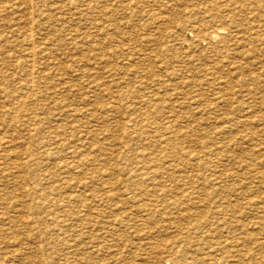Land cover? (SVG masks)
<instances>
[{"label":"rangeland","instance_id":"1","mask_svg":"<svg viewBox=\"0 0 264 264\" xmlns=\"http://www.w3.org/2000/svg\"><path fill=\"white\" fill-rule=\"evenodd\" d=\"M20 1H22V0H0V2L5 5L4 8H6V9H3V12H2V8H0L1 9L0 10V14H1L0 15V42L2 40V42L0 43V48H1L0 51L3 52V54H2V52H0L1 56L3 55L2 56L3 60L0 58V142H2L1 145H2V148H3V152H5V153L9 152V155H10L9 157L0 156V163L2 161V167L4 168L3 172L0 173V264H4V262H5V264H83V263L84 264H91L92 261H93L92 264L93 263L94 264H103V263L107 264V262H108V264H119V263L120 264H158L157 261H159V262L161 261L160 264H162L163 262H164L163 264H200V263L202 264V262H203V264H204V262H206L205 264H211V263L212 264H262V263L264 264V259H262L264 257V255H263L264 254V212L262 210L263 207H264V176H263L264 175V123H263L264 122L263 121L264 120L263 119L264 118V104H263L264 103V91H263L264 90V79H263L264 78V72H262V71H264V69H263L264 68V61H262V60H264V47H263L264 46V41H263L264 40V38H263L264 35L261 37L262 40L261 39H259V40L255 39L254 40L255 42H251V43H254L252 45H253V47L255 46L254 47V50L256 49L255 52L253 50L252 45L249 46L251 43L248 40L246 41L247 34L248 35L250 34L249 30L252 31L253 29H255L257 27L262 29L260 31H263V29H264V22H263L264 21V19H263L264 18V14H263L264 13V9H263L264 6H261V5H264L263 4L264 0H263V3L261 5H259L255 0H249V1L247 0L248 4H245V5H242L239 0H236L235 7L233 8L234 9L235 21H237V23H240L239 27H241V25L243 23L244 24L243 25L244 28L241 27L240 28V30H241L240 32L241 33L238 32L239 35H235L234 34L235 33V31H234L235 29L234 28L235 27H233V26L231 27L230 26L229 30L235 35V37H234L233 34H230L231 32L228 30L229 32L227 31L226 33H224V35H226L225 36L226 37L225 38L226 41L224 43L218 42V41H220L218 38L215 39L214 41H212V43H214V46H215V44L217 42L216 45L219 44L220 48H217L219 46H217L216 48L220 49V51L225 53V54H222V52H221V54H220V51H219V55H221V56L224 55V56H222V58H221V56H219V57L217 56L218 52L215 53L214 52L215 50H211V51L208 50L209 49L207 47L208 45L206 46V44L204 42H202V41H200L199 44L197 43V44H195V46H192L194 44H190L191 42L189 41V38L191 36H189L186 33V31H181L180 32V27L178 29L179 31H177V32H179L181 35L179 33H175V31H173L172 29H171V32H170L168 28L167 29L165 28L168 24L172 25V23H171L172 20H174V19L176 20L175 14H178L181 11H183V8L185 6L189 7V6L193 5V1L192 0H181L178 3V5L172 4V2H170L171 0L170 1L169 0H159V1L155 0V1H157L158 6H157L156 2L155 1L152 2V0H139V1L138 0H136V1L135 0H96V2L94 0H92V2H91V0H90L91 4L95 5V9H97V11L99 13L94 8H92L93 10H89V11L85 10L86 9V5L85 4L88 3L89 0H83V1H85L83 3H82V0H71V1L70 0H56V1L55 0L54 1L51 0L53 4L54 3L56 4L55 6L51 5L52 3H51L50 0H49L50 3H49L48 0H37V1L34 0L33 2L31 0H25V1H22L21 3H20ZM63 1H65V2H63ZM93 1H94V3H93ZM141 1H143L144 3L141 2ZM161 1L162 2L164 1V2L162 3ZM168 1L171 4H169ZM172 1H174V0H172ZM9 2H10V4H9ZM60 2H62V4ZM77 2H78V4H77L78 6L76 5ZM79 2H81V4H79ZM145 2H146L147 6L145 5ZM254 2H255V6H254ZM17 3H20L21 5L18 7ZM41 3L43 4V6H42ZM96 3H98V5ZM102 3H103V5H102ZM138 3L139 4L141 3L142 4L141 6H144V7H141L140 5H138ZM166 3H168L170 5V7H169V5H166ZM22 4L24 6H26L25 8H27V9L24 10V6ZM159 4H162V6L160 5V7H159ZM220 4H224V3L220 2ZM35 5H37L39 7H36ZM64 5H66V6H64ZM134 5H135V7H134ZM74 6H75V8H74ZM98 6H100L99 9L97 8ZM166 6H168L167 9H166ZM259 6H261L262 8H260ZM54 7H56V9L58 8L57 9L58 11L55 10ZM63 7L64 8L66 7V10H68V13ZM81 7H83V8L81 9ZM131 7L135 8V9L136 8L138 9V7H139L138 10H140L141 12L138 11V10H136L137 11L136 12L135 9L132 10ZM146 7H148L149 10ZM238 7H239V9H238ZM20 8H21V10H20ZM100 8H102L103 10L100 9ZM104 8H106V10H104ZM256 8H259L261 10V12H260L259 9H256ZM159 9H160L161 13L159 12ZM243 9H245V10H243ZM246 9H247L248 12H246ZM42 10L45 11V12L42 13ZM60 10H61V12H60ZM76 10L79 11V12L82 11L83 13L82 12L81 13L75 12ZM171 10H172V12H171ZM254 10H258L259 13L256 12V11L253 12ZM20 11H22L21 12L22 14L20 13ZM24 11H26V12H24ZM69 11L70 12L72 11L73 15H75V16L71 17L70 15L72 13H70ZM100 11L102 12V14H101ZM134 11H135V13H134ZM164 11H165V14H164ZM249 11H252V12H249ZM17 12H19L20 14L17 13ZM88 12H90V13H88ZM129 12H131V14ZM138 12H140V13H138ZM147 12H149L151 15L148 14ZM224 12L226 13L227 11L224 10ZM241 12H244V13H241ZM85 13L88 14V16L91 14L89 16V18H87ZM92 13L94 15L95 14L96 15L94 16ZM156 13H157L156 16L158 18L154 17V19H153V16ZM158 13H160L162 16L159 15ZM236 13L238 15H236ZM250 13H252L251 14L252 17L250 15ZM260 13H262V14L260 15ZM43 14H44V16H45V14L48 15V17L50 16V19L47 16L40 17ZM52 14H53V16H52ZM54 14L56 16H54ZM57 14H60V15H57ZM99 14L102 15V16H100ZM105 14H106V16H105ZM137 14H139L140 16H138ZM152 14H153V16H152ZM245 14H249L250 16L249 15L246 16ZM257 14H258V16H257ZM27 15H29V16L31 15V16L29 17ZM65 15L69 16L70 19H68V21L66 20L68 17H66ZM82 15H83V18H82ZM103 15H104V17H103ZM132 15H134L133 16L134 18L132 17ZM163 15H165V18H164ZM241 15H243V16H241ZM51 16L53 18H55V19H53ZM78 16H79L80 19L77 18ZM91 16L93 17V21H92V17ZM180 16H181V14H178L177 18H181ZM255 16H257V18ZM21 17H23V18H21ZM94 17H96V19ZM98 17H100V18H98ZM137 17H138V19H137ZM147 17H149L150 19L152 18L150 20V22L152 21L150 24H149V19ZM160 17H162L163 19L160 18ZM258 17H259V19H258ZM34 18H35L36 21L34 20ZM40 18H43V19H40ZM51 18H52V20H51ZM62 18H64V19H62ZM144 18H145L146 21L144 20ZM242 18H243V20H242ZM252 18H254V19L252 20ZM23 19H24V21L22 22L21 20H23ZM56 19H57V21H56ZM98 19L100 21H98ZM164 19H165V21L167 19L166 23H164L165 22ZM170 19H171V21H168ZM260 19H262V22H261ZM27 20H29V21H27ZM78 20L81 21V22L79 23ZM147 20H148V24L147 25L149 26V28H147L146 27L147 25H145L147 23ZM154 20H157L158 22L155 21V23L153 25V21ZM175 20H174V23H175ZM218 20H220V19H212V21H218ZM18 21H20V22H18ZM30 21H31V24H30ZM47 21H48V23H47ZM54 21H55L56 25L54 24ZM69 21H72V24H70L71 22H69ZM86 21H90L91 23L90 22H86ZM132 21H134L135 24ZM142 21H144V22H142ZM245 21H247V23ZM63 22L64 23L66 22L65 23L66 24L65 28H63L64 27V23ZM92 22H94L93 24L95 26L92 24ZM96 22H99V25ZM251 22H252V24L255 25V27H254V25L251 24ZM258 22H259V24H258ZM49 23L51 25H49ZM67 23H68L69 26L71 25L70 27H72V28L67 26ZM77 23L78 24L83 23V24H81L82 26L80 25L78 27V29H77V27H76V26H78ZM138 23H139V25H137ZM24 24H25V27H23ZM42 24H44V25H42ZM141 24H143V25H141ZM34 25L35 26L37 25V26L34 27ZM38 25H39V27H38ZM48 25H49V27H48ZM61 25H63V26H61ZM92 25H93V28H92ZM121 25H122V27H120ZM133 25L135 26L134 28L132 27ZM162 25H163V27H161ZM245 25L246 26L248 25L251 28H248L246 30ZM260 25H261V27H260ZM66 26H67V28H66ZM99 26H102V27L100 28ZM150 26H151V29H153L154 27L157 28V30L156 29L155 30H156L157 33L158 32L159 33L157 34L154 30H153L154 32H152V30L150 29ZM80 27H81V29H80L81 32H79V28ZM115 27H116V29H115ZM137 27H140L141 30L139 29L137 31V29H138ZM144 27H145L146 30L144 29ZM26 28L27 29L30 28L32 35H34V36H32L31 40L29 39L27 41V42L32 41V42H30L32 44H28L26 41L23 42L24 37H23L22 31L24 29H26ZM45 28H46V30H45ZM54 28L57 30L58 33L59 32H62V33L58 34ZM74 28H75L76 32L74 31ZM99 28L102 29V31L99 30ZM37 29H39V30H37ZM95 29L97 31H95ZM132 29L135 30V31H133ZM49 30H50V32H49ZM19 31L21 32L22 35L20 34ZM46 31H48V33ZM51 31L54 32V33L56 32V33L53 34ZM84 31H86V32L84 33ZM127 31H129V32H127ZM160 31L162 32V34H166V35L160 34L161 33ZM167 31H169V32H167ZM34 32L37 35L34 34ZM41 32H42V34H40ZM44 32H46L47 34L44 33ZM63 32H64V34H63ZM67 32L69 34H67ZM94 32H96L97 34L99 32L100 34L97 35ZM117 32H118V34L121 37H118L119 35L117 34ZM140 32L143 33L141 35L143 37H145V38L141 37ZM150 32H152V33H150ZM182 32H183V35H182ZM81 33L85 34V35H82ZM86 33L88 34V36H87ZM146 33L147 34L150 33V35L146 36ZM65 34L67 36L68 35H70V36L67 37ZM80 34H81V36L79 37L78 35H80ZM92 34H93V36H92ZM121 34H124V35H121ZM136 34H137V36H136ZM174 34L175 35L179 34L180 36L176 35L177 37H175ZM74 35H75V37H74ZM151 35L152 36L154 35L153 39H152ZM171 35H173V36H171ZM15 36H17V37H15ZM45 36L48 37L47 38L48 40L51 39L50 41H51L53 46L51 45L50 41L44 40V39H46ZM52 36H53V39H52ZM82 36H84V38ZM155 36H157V37H155ZM161 36H163V37H161ZM164 36H167V37H164ZM238 36L239 37L241 36L242 38L241 37L238 38ZM13 37H15V38H13ZM18 37H20V39ZM65 37L68 40H70V41L67 42L66 41L67 39H65ZM78 37H79V40L82 37L80 41L76 40V39H78ZM147 37L149 38V40H148ZM158 37H160V38H158ZM172 37H173V39H172ZM182 37H185L187 40L182 38ZM42 38H43V41H42ZM123 38H124V41H122V42H124V43L121 42V40H123ZM135 38H137V39H135ZM161 38L162 39L163 38L164 39L167 38V39L162 40ZM177 38L179 39V40H177L178 42H174V40L176 41ZM230 38H232V40ZM12 39H14V40H12ZM54 39H56V40H54ZM71 39H73V40H71ZM5 40L7 41L6 42L7 44L5 43V45H4ZM16 40H18V41H16ZM154 40H156V41L154 42ZM243 40H245L244 41L245 43L241 42ZM12 41H14V42H12ZM150 41L153 42V43H151ZM163 41L164 42L166 41V43H164ZM168 41L171 44V46H169L170 44L169 45L167 44ZM15 42H16V44H15ZM53 42H55V43L57 42L58 44H55ZM60 42H62V43L60 44ZM65 42H67V43H65ZM76 42L78 43V45L75 46V44H77ZM172 42L174 44H172ZM246 42L247 43L249 42L250 44L249 43L246 44ZM131 43H133V46H132ZM138 43H140V44H138ZM156 43H161V44H159V46L156 47L155 46V45H157ZM239 43L241 44V46H240ZM20 44H21V46H20ZM130 44H131L132 47H134L136 49H138L140 47V50H138V52L136 50L133 53V50H135V49H133L130 46ZM136 44H137V47H136ZM178 44H179V46H176ZM188 44L190 45L189 47H187ZM237 44H238V47H237ZM260 44H262L261 48H260ZM1 45H2V47H1ZM22 45H24L25 47H23ZM27 45L29 46L28 48H30L31 45H33L34 49L36 48L35 51L37 52L38 49H39V51L37 53L35 51L32 53L31 50L25 49L27 47ZM40 45H42V46H40ZM59 45L60 46L62 45L63 47L62 46L59 47ZM66 45L69 46V48ZM123 45L125 46V48H124ZM36 46H38V49H37ZM44 46H45V48H44ZM54 46H56V47H54ZM77 46H79L78 48H81V50L78 49ZM80 46H82L83 48L80 47ZM127 46H130V48L127 47ZM234 46H236V47H234ZM39 47H42V48H39ZM166 47H167V50L170 49L169 50L170 52L165 50ZM192 47L193 48L196 47L198 50L196 48L193 49ZM226 47H229L230 49H228V48L226 49ZM249 47L253 50L252 52L250 51ZM46 48L48 50H45ZM49 48H50V51H49ZM62 48H66V49H62ZM128 48H129L130 51L128 50ZM131 48H132V50H131ZM171 48L173 50H171ZM175 48L176 49L178 48V49L175 50ZM182 48H183V51L181 50ZM231 48L233 49L232 52H230ZM238 48H239V50H238ZM245 48H247V51L249 50V55L245 54L247 52L246 50H243ZM56 49L58 50V52H57ZM154 50H156V51H154ZM76 51H77V54H76ZM121 51L122 52L126 51L125 52L126 55H125L124 52H123L124 53L123 54ZM127 51H129V52L127 53ZM142 51H143V53H142ZM161 51H163V54H161L162 53ZM193 51L195 52V55H194ZM197 51L199 52L200 55H198ZM256 51H259L260 53L259 52L257 53ZM262 51H263V53H262ZM140 52H141V54H140ZM168 52L171 53L170 54L171 56H168L169 55ZM173 52H175L176 55H173L174 54ZM203 52L204 53L208 52L206 54L207 55L209 54V56H207ZM210 52H212V53H210ZM236 52L238 54L240 53L239 54L240 57L236 58L238 56V54ZM43 53H45V54H43ZM46 53H47V55H46ZM63 53H64V56L62 55ZM138 53L140 54L141 57L138 56L139 55ZM144 53L146 55H144ZM179 53H181V55ZM191 53H193V54H191ZM14 54H16L17 56L15 57ZM27 54H29V55H27ZM38 54H40V56H42L44 59L42 57H40ZM148 54H151V55L147 56ZM153 54H155V56L158 55L160 59L158 58V56H156V57L153 56ZM186 54H187V56H185ZM226 54H228V55H226ZM233 54H234L235 58H232V57H234ZM254 54H255V57H253ZM44 55H46V56H44ZM164 55H166V56H164ZM190 55H191V57H190ZM192 55L194 56V59L192 58ZM242 55H243V57L244 56L245 57L241 58ZM13 56H14V58H13ZM29 56H30V58H29ZM134 56H136V57H134ZM173 56H174V58H173ZM183 56H184L185 59L183 58ZM211 56H213L214 58L217 56L218 59L221 58V59H219V60H221L220 63L217 62V64H219V65L215 64V66L218 67V68H220V66H221L220 72H216V74H218V75L215 74L213 76L211 70H208V72H206L207 70L206 71L203 70V68L208 66L207 64L210 62V61H207V60L205 62V59L215 60ZM249 56H251V58ZM3 57H5V58H3ZM8 57L9 58L11 57L10 59L12 61ZM124 57H126V58L124 59ZM138 57L141 59V61L143 60L146 63V65H145V63L143 61H142L143 63L140 62L141 64L140 63L134 64L133 62H135V63H136V61L139 62V60H138L139 58ZM171 57L174 60L171 59ZM196 57H198V58H196ZM206 57H208V58H206ZM6 58H8V60ZM74 58H75V60H74ZM152 58H153V60H152ZM154 58L157 59V60L159 59L163 63L164 62L165 63L163 64L160 61L161 62V64H160V62L159 61L157 62ZM163 58H166V59H163ZM30 59L34 60L32 70H31V67L28 66V63H29L28 60H30ZM51 59H55L54 60L55 62L53 60H51ZM135 59H136V61H135ZM177 59H179V60H177ZM183 59L185 60V62H182ZM195 59L199 60V61L196 60V64H195ZM203 59H204V61H203ZM231 59H233V60H231ZM258 59H259V61H258ZM188 60L190 61V63H189ZM24 61H26V62H24ZM153 61H154V63H153ZM192 61H193V63H192ZM230 61H232V62H230ZM255 61H256V63H255ZM45 62H46V64H45ZM171 62L172 63L174 62V63L172 64ZM176 62H177L178 65L176 64ZM224 62H226V63H224ZM19 63H21V64H19ZM121 63L125 67H123ZM131 63H133V64H131ZM155 63L157 64L158 69L159 68L161 69L160 71L163 70L162 72H160L157 69H155V68H157ZM238 63H240L241 65L240 64L237 65ZM13 64H14V66H13ZM37 64H38V66H37ZM40 64H42V66ZM147 64H149V65L147 66ZM150 64H151L152 67L150 66ZM169 64H171V65H169ZM184 64H185V66H184ZM194 64L197 67L198 66L199 67L197 68ZM204 64H205V66H201V65H204ZM234 64H235V66H234ZM5 65H6V67H5ZM44 65H46V67ZM51 65H52V67H51ZM134 65H135V67H134ZM136 65H137V67H136ZM164 65H165V67H164ZM192 65H194V66H192ZM20 66H21V68H20ZM139 66H142V67H139ZM145 66H147V67H145ZM167 66H171V67L167 68ZM188 66L189 67L192 66V67L189 68ZM241 66H242L243 69H241ZM50 67L52 69L54 67L55 68L53 70L48 69ZM143 67H144V69H143ZM228 67L229 68L231 67L233 69V71H232V69H229ZM237 67H238V71H237ZM248 67H249L250 71H248L249 70ZM58 68L59 69L61 68V69L59 70ZM123 68H125V69H123ZM174 68H176V69L174 70ZM182 68L183 69L186 68V69H189V70L191 69V70L190 71L187 70L189 72L188 73V72H186V70H184L185 72L182 71ZM192 68H193V70H192ZM245 68H247V69L244 70ZM261 68L263 69L262 71L260 70ZM36 69L38 71H41L42 74H40V72H38ZM127 69L131 73L127 72ZM180 69H181V71H180ZM47 70L48 71L51 70V71L48 72ZM165 70H166V73H165ZM31 71H32V73H31ZM58 71H59V73H56ZM124 71H126V73ZM134 71L135 72L137 71L136 72L137 74H135ZM138 71H140V72H138ZM195 71H197V72H195ZM200 71L201 72L203 71V72L201 73ZM229 71H231V72H229ZM235 71H237V72H235ZM244 71L247 72V73L248 72H251V73H248V74L246 73L247 74L246 75ZM149 72H152V74L149 73ZM174 72H176V74ZM190 72H191V74H190ZM258 72L261 73L263 77L260 76L261 74H259ZM30 73L32 74V76H33V78L35 80V84H36L37 90L34 92V95L25 96V95H28V94L25 92L24 84H20L19 85V83L22 81L23 78H27L26 80H28L29 79L28 77H30V75H29ZM62 73H63V75H60ZM123 73L127 74L126 75V77H128L127 79H125L126 77L124 76ZM146 73H148V74H146ZM162 73H165V74H162ZM193 73H194V75H193ZM196 73H198V74H196ZM208 73H210L209 74L210 78H209V76H207ZM229 73H231V75ZM239 73H242L241 76H240ZM1 74L4 75L5 77L2 76ZM168 74H170V76H167ZM222 74H225V75H222ZM13 75H15V76H13ZM16 75H17V78H16ZM54 75H56V76H54ZM149 75H151V76H149ZM162 75H164L165 77H163ZM135 76H136V78H134ZM157 76H158V78H157ZM247 76H249V77H247ZM258 76L260 77V79L256 78ZM150 77H152V78L149 79ZM166 77H167L168 80L166 79ZM203 77L206 78V81L203 79ZM212 77L213 78L215 77V78L213 79ZM237 77H239V78H237ZM52 78H53V81H52ZM59 78H60V80H59ZM115 78H116V81H115ZM132 78H133V81L136 84L134 82H132V81H129V79L132 80ZM143 78H144V82L142 80ZM177 78H178V80H177ZM192 78L195 79V80H193ZM201 78H202V80H204L203 82H202V80H199ZM207 78H208V81H209L210 85L208 84ZM219 78H222L223 81H221L222 79H219ZM227 78H228V80H227ZM236 78H237V80H236ZM247 78H248L249 81L247 80ZM252 78L253 79L255 78V79H254V81L251 82V80H253ZM17 79H18V84H17L18 86L16 84L12 85V84H14L13 82H15ZM56 79L58 81H56ZM122 79H125V80H122ZM138 79H139V82H137ZM140 79H141V81H140ZM175 79H176V81H174ZM211 79H213L214 82ZM230 79H233V80H230ZM256 79L259 80L260 83ZM61 80H63V81L61 82ZM71 80H72V82H71ZM148 80H149V83H148ZM183 80H184V82H183ZM192 80H193V82H192ZM246 80H247V83L244 84V82H246ZM44 81H47V82H44ZM166 81H167V83H166ZM195 81H196L195 84H196L197 90H196V87H195V84H194ZM56 82H57L58 85L56 84ZM59 82H61V83L59 84ZM63 82H64V84H63ZM65 82H67V84H65ZM160 82H161V84H160ZM230 82H232V83H230ZM137 83H139L141 86L139 84H137ZM173 83H176L177 85L176 84L174 85ZM185 83L187 85H189V86L185 85ZM233 83H235V84H233ZM258 83H259V85L260 84L261 85L259 86ZM8 84H11V85H8ZM44 84H46V85H44ZM50 84L53 87H55V88L51 87ZM168 84H170V85L173 84V85L172 86H170V85L167 86ZM197 84L200 85V86H198ZM242 84H244L245 86L244 85L242 86ZM39 85H40V87H38ZM60 85H61V88L59 87ZM143 85L145 87H143ZM216 85H220L219 89L221 87L222 89L227 88V90L224 89L225 90L224 91V90L221 89L223 91L222 92L219 89H217L218 86H216ZM256 85L259 86V88H258V90H259L258 92L259 93H255V92H257V86ZM44 86H45V89H43ZM70 86L72 87V89H70L71 88ZM165 86H166V91H163V90H165ZM174 86H175V88H173ZM185 86H186V88H185ZM208 86H210V88ZM211 86H212V88H211ZM253 86H255V87H253ZM140 87L141 88L143 87V89H141ZM159 87H161V88H159ZM167 87H169V88H167ZM228 87L230 88L229 90L232 91V92H230L228 90ZM235 87H236L237 90L234 89ZM38 88H39V90H38ZM48 88H50V89H48ZM129 88H130V90H129ZM144 88L145 89L147 88L148 90H145ZM176 88H177V91L174 92V90H176ZM179 88H181V89H179ZM240 88H242L243 90L240 89ZM16 89H18V93H17ZM19 89H20V91H19ZM55 89L58 90V91H56ZM69 89L72 90V92ZM133 89H135V90H133ZM8 90H10V91L8 92ZM62 90L64 92H62ZM167 90H168V92H167ZM200 90L202 92H200ZM217 90H219L220 93H218ZM239 90H240V92H239ZM40 91H41V93H43L42 96L39 95L41 93H38ZM42 91H44V92H42ZM60 91H61V93H60ZM154 91H155V93L158 92V91L159 92L155 94ZM170 91H172V92H170ZM191 91H194V92L191 93ZM206 91L209 92V93H207ZM243 91H245V92H243ZM140 92H141V94H137V93H140ZM176 92H178V93H176ZM197 92H199V94ZM211 92H212V94H211ZM213 92L214 93L216 92L218 97H216L217 95L213 94ZM249 92H251V93H249ZM5 93L7 94V96H6ZM14 93H16V97H15ZM48 93H50V94H48ZM67 93H69V94H67ZM73 93H75V94H73ZM126 93H128V94L126 95ZM129 93H131V94H129ZM159 93H161V94H159ZM232 93L233 94L235 93L234 94L235 96L237 94H239V95H237L235 97ZM142 94L147 95L146 98L149 99V100L152 99L153 102L155 103V105L153 104V106H151L149 110H148V107L146 106L147 99L146 98L145 99L142 98V97H144ZM181 94H183V95H181ZM195 94H197V95H195ZM245 94H248V95H245ZM198 95L200 96V98H199ZM222 95H223V97H222ZM231 95H233V97ZM249 95H250V97H249ZM36 96H39V97H37V100H36ZM54 96H57L58 98L57 97L56 98L58 100L55 99ZM132 96H133V98H132ZM148 96H150V98ZM164 96H167V98L164 97ZM169 96H171V97H169ZM179 96H180V98H179ZM188 96H189V98H188ZM195 96H197V97H195ZM224 96H226V97H224ZM239 96L242 97V98L240 99ZM21 97L24 98V99L25 98L27 99L25 104H23L22 106H20V103L17 101V99L18 98L21 99ZM52 97H54V98H52ZM59 97H60V99H59ZM183 97L187 98L186 102H184L185 98H183ZM201 97H203L202 101H201ZM11 98H12V100H11ZM134 98H136V100ZM181 98L183 99V101L180 103V101L182 100ZM198 98H199V100H198ZM207 98H209V99H207ZM221 98H222V100H221ZM243 98H246V99H243ZM61 99H62V101H61ZM162 99L166 100L168 102L163 101ZM189 99H191V100H189ZM203 99H207L208 100V101L206 100L207 104L206 103L204 104L205 100H203ZM213 99H215V100H213ZM247 99H248V101H247ZM59 100H60V102L58 103ZM142 100H144V101H142ZM174 100H176V101H174ZM197 100H198V102H197ZM236 100H238V102ZM240 100H243V101H240ZM41 101H42V103L44 101V103H43L44 106L42 105V103H40ZM132 101H133V103H132ZM239 101H240V104H239ZM50 102H52L53 104L50 103ZM157 102H159L158 103L159 105L157 104ZM170 102H171V104H170ZM187 102H189V104ZM199 102H200V104H199ZM208 102H209V105H208ZM221 102H222V104L224 106H222ZM37 103H39V105L41 104V106H39ZM124 103H126V104H124ZM128 103H130V104L132 103V104L130 105ZM165 103H167V105ZM216 103H218V104H216ZM219 103L221 104V106H220ZM248 103H249V105L251 107L248 105ZM64 104H65V106H64L65 108L63 107ZM66 104L67 105L70 104V105L67 107ZM134 104H135V106L133 107ZM136 104H138V105L136 106ZM140 104H143L145 106V111L146 112H144V110H142V109H144V106L143 105L140 106ZM160 104H161V106H160ZM226 104H229V105H226ZM244 104H245L246 107L244 106ZM259 104L260 105L262 104L263 106L261 105V108H259L260 107ZM181 105H184V106H181ZM194 105H197V106H195L196 108L194 107ZM28 106H29V108H28ZM156 106H157V108H156ZM158 106H159V108H158ZM18 107H19V109H18ZM39 107L41 108L40 110H39ZM57 107H59V108H57ZM140 107H142V108L140 109ZM185 107L186 108L188 107V108L186 109ZM191 107L194 108V109H192ZM209 107L210 108L214 107L215 109L213 108V111H212V109H210ZM68 108H72V109H68ZM126 108H128V109H126ZM216 108H218L219 110L221 109V110L217 111ZM235 108H237V109H235ZM246 108L248 109V113L246 111L247 110ZM13 109H14V111H13ZM67 109L70 110V111H68ZM137 109H139V110L137 111ZM151 109H153V111ZM242 109L245 110V111H243V113H245V115L243 113H241ZM27 110L30 111V112H27ZM54 110H56V111H54ZM59 110H61L63 112H60ZM133 110H135V111H133ZM147 110L148 111L151 110V111L147 112ZM203 110H206V111H203ZM238 110H240L239 113L237 112ZM250 110H252V111H250ZM16 111L21 117H27L25 115L29 113V115L30 114H32V115L33 114H37L36 116H42V118L39 120V124H37V125L36 124L35 125H27V124L26 125H21L19 123H22V122H19L16 125H12V126L9 125L8 126L10 118L12 117V115H14L13 113L15 112V114H17ZM31 111H33V112L31 113ZM128 111H130L131 113L128 112ZM142 111L144 113H146L145 115L150 113V116L147 115L146 118H145L144 113H142ZM192 111H194V113H191ZM25 112H27V113H25ZM178 112H180V113L178 114ZM182 112L183 113L186 112V113L183 114ZM201 112H203V114ZM11 113H12V115H11ZM47 113H50V114H47ZM173 113H174V115H173ZM229 113L231 115H229ZM134 114H138V117H137V115H134ZM155 114H157L158 116L159 115H163V116L158 117ZM167 115H168V117H167ZM171 115L173 117H171ZM183 115L186 118H184ZM202 115H205V116L203 117ZM130 116L132 118L129 119ZM256 116L258 118L261 116L262 119H260V118L257 119ZM71 117H72L73 120L71 119ZM134 117H135V119H134ZM161 117L162 118L164 117L163 118L164 121L162 120ZM165 117H166V120H165ZM238 117L240 119H238ZM144 118L146 119L145 122H144ZM248 118H251V119H248ZM3 119H5V120L2 121ZM7 119H9V120H7ZM174 119H176V120H174ZM218 119H219V121H218ZM60 120H62L63 122L60 121ZM156 120L158 121V123H156L157 122ZM135 121H137V122H135ZM152 121H153V123H152ZM154 121H156V122L154 123ZM172 121L176 122V125ZM180 121H181V123H180ZM201 121H202L203 124L201 123ZM58 122H61V124L58 123ZM140 122L143 124V127H140V125L142 126V124ZM4 123L6 125H4ZM57 123H58V125H57ZM62 123H64V124H62ZM137 123H139L140 125L137 124ZM159 123H160V125H158ZM248 123L250 124V126L248 125ZM256 123H258V124L256 125ZM232 124H234V127H233ZM59 125H61V126H59ZM148 125H150L152 130L150 129V127H148ZM161 125H164V126H161ZM165 125H166L168 131H167ZM201 125L203 126V128H202ZM30 126H32V127H30ZM222 126L223 127L225 126V127L222 128ZM242 126H243V128H240ZM183 127H185L186 129H183ZM213 127L214 128L216 127V128L213 129ZM126 128H129L128 129L129 132H127L128 130ZM137 128H140V129H137ZM233 128H234V130H237V131H233ZM124 129H125L126 132L124 131ZM136 129L138 130V132H137ZM170 129H172V130H170ZM134 130L137 133L133 132ZM143 130H145V131H143ZM182 130L183 131L185 130V131L183 132ZM204 130H207V131L204 132ZM220 130H222V131L220 132ZM213 131L214 132L216 131L215 132L216 134L213 133ZM158 132H159V134H158ZM129 133L131 135H129ZM141 133H142V135H141ZM165 133H167V134H165ZM179 133H181L180 135H182V136H180L181 138L179 137ZM183 133L186 136L188 135L187 137L188 138L190 137L191 139H187V137L184 136ZM202 133H206L205 134L206 136L204 134H202ZM217 133H220V134H217ZM221 133H223L222 134L223 137L221 136ZM132 134L133 135L136 134V136H133ZM160 134H162L163 136L165 134V135L169 136V138L167 136L163 137ZM126 135H128V136H126ZM209 135H210L211 139L208 137ZM241 135H243V136L241 137ZM248 135H250L249 136L250 138L248 137ZM145 136H147V137L144 138ZM153 136H155V137H153ZM158 136L163 137V139H161ZM134 137L135 138L139 137L140 140L141 139L143 140V142H142V140L141 141L138 140L139 138L135 139ZM148 137H149V139H148ZM157 137L160 138V139H158ZM182 137H184L185 139L182 138ZM195 137H196V139H195ZM171 138H173V139H171ZM176 138H177V140H175ZM217 138H218L219 141H217ZM155 139H156V141H155ZM232 139H234L235 143L233 142ZM247 139H248V141H247ZM166 140H168V142ZM220 140H221L222 143L220 142ZM236 140H237V142H236ZM136 141L138 143H140L141 145L140 144H136V146H135V143H137ZM176 141H177V144H176ZM204 141H206V143H205L206 145L203 144ZM226 141H227V143H226ZM42 142H43V144H42ZM252 142H253V144H252ZM259 142L261 144H259ZM47 143H49L50 145L49 144L47 145ZM142 143H144V144H142ZM185 143H186V145H185ZM5 144L7 146H5ZM66 145H68V146H66ZM127 146L129 148H131V149H129ZM220 146H221V148H220ZM134 147H136V149H137L136 151H135ZM162 147H163V149H161ZM217 147H219V149ZM223 147L224 148L226 147V148L223 149ZM227 147L230 149V151H229V149ZM62 148L65 149V151H62ZM69 148L70 149L71 148H74V149L76 148V150H77L76 153L78 154V152H79V154L77 156L71 157L72 155L70 156V154L66 152L67 150H69ZM258 149H261V150H258ZM124 150H126V151H124ZM130 150H133V151H130ZM191 150H193L194 152L193 151L191 152ZM223 150H225V151H223ZM56 151L60 152L61 153L60 155H63V156L54 155V153ZM160 151H161V153H160ZM165 151L167 153H165ZM210 152H212L214 154H212ZM28 153H30V155H28ZM41 153H42V155H40ZM148 153H150V154H148ZM210 154H212L213 157H211ZM217 154H218L219 157L217 156ZM84 155H86V156H84ZM155 155L156 156L158 155L157 158L159 160V163H158V160H157ZM163 155H164V157H163ZM189 155H193V156H189ZM200 155H201V158H200ZM223 155H224V157L227 160L225 158H221V157H223ZM16 156H18V157H16ZM165 156H167V157H165ZM176 156H179V157H176ZM188 157H190V158H188ZM3 158H4V160H3ZM85 158H86V160H85ZM138 158H139L140 161L138 160ZM142 158H144V159H142ZM145 158H147L148 160H150L149 158H151V160L147 161V159H145ZM198 158H199V160H198ZM130 159H131L132 162L130 161ZM185 159L187 160V162H186ZM223 159H224L225 162L223 161ZM8 160H11V161H8ZM43 160H45V161H43ZM89 160L91 161V163H90ZM124 160H126V161H124ZM135 160L139 161V164H137L138 162L136 163ZM216 160H219V161H216ZM29 161H31V163ZM71 161H72V163H71ZM168 161H170L171 163L168 162ZM177 161H178V163L176 164ZM27 162L30 163V164H27ZM188 162H189V164H188ZM56 163L57 164L61 163L62 165H67V166H63V167L59 168V167H57ZM150 163L153 166H150L151 165ZM164 163L165 164H169L170 163L169 164L170 167L168 169L171 168V169H175L176 170V168H177V172H176L177 176L176 177H175L176 173L175 172H170V171L167 172L170 175L164 174L162 177H159V176L157 177V179H158V181L160 183H161V181L163 183L166 181L165 183L166 184L168 183V185L170 183L169 187L165 183L163 184L165 186L166 190H169V192H165V194L167 196V198L165 196L166 199L164 198L165 202L167 200H169V199H175L176 196H177L176 193H178L177 200H176L178 202H175L176 204L174 203L175 206H174L173 203H169L170 205L169 204L167 205V203L165 204V202L162 201V200H156L150 194L148 196H145V195L143 196V192L144 191L149 192L150 189L152 188L153 184L158 185L160 183L157 182L155 179H152L154 176L152 178H148L147 176H145V173H140L138 171L141 168H143V167L144 168H148V167L149 168H152V167L156 168V167H158V165H159V167H161V164L164 165ZM220 163H222L221 165H223V166H221ZM172 164H174V165H172ZM242 164L246 165V166H243ZM76 165H79V166H76ZM142 165H143V167H142ZM147 165H149V166L147 167ZM192 165L194 167H192ZM214 165H216V166H214ZM124 166H126V167H124ZM137 166H138V168H136ZM175 166H177V167H175ZM197 166H199V168ZM217 166L219 168H217ZM139 167H140V169H139ZM180 167H183L185 169H182ZM130 168H132V169H130ZM179 168L181 170H179ZM188 168H190V169H188ZM11 169H13V170H11ZM42 169H44V170H42ZM64 169H66V170H64ZM186 169H188V172H187ZM199 169H201V171ZM255 169L258 172L256 174H254L256 172ZM129 170H131V171L129 172ZM135 170H138V171H135ZM247 170H249V171H247ZM179 171L181 173H179ZM209 171H211V172H209ZM137 172H138V174H137ZM214 173L215 174L217 173V174L215 175ZM230 173L232 175H230ZM172 174L174 176H172ZM178 175H179V178H178ZM228 175H229V177L226 179L225 177H227ZM256 175L258 176V178H256L257 177ZM70 176H71V178H70ZM141 176H143V177H141ZM182 176H183V178H182ZM174 177H175V179H173ZM188 177L191 178V179H189ZM213 177L215 179H213ZM55 179H56L57 182L55 181ZM63 179H64L63 182L67 181V182H65L66 185L63 182L60 184V182ZM188 179H189V181H188ZM217 179L219 181L220 180H223V181L219 182ZM143 180H146V181H143ZM196 180H198V181H196ZM54 182H55V184H54ZM139 183L141 185H142V183H144L143 185L145 187H143V186L140 187ZM174 183H175V185H174ZM216 183H217V185L215 187ZM223 183H224V185H223ZM203 184L205 186H207V184H208L209 187H205ZM218 184H219V186H218ZM55 185H56V188H54ZM136 185H137V187H136ZM210 185L211 186L213 185V188L210 187ZM183 186L186 189H184ZM203 186L205 187V189H204ZM34 187H35V189H34ZM125 187H128V188H125ZM139 187H140V189H139ZM32 188H33V190H32ZM57 188L58 189L60 188L59 191L57 190ZM176 188H177V190H176ZM190 188H191V193H192V194H190V196L194 200L192 198H190L189 199L190 202H189L188 200L187 201L184 200V199H187V198L183 197L182 194L186 193V190L187 189L190 190ZM193 188H194V190H193ZM49 189H52V190H49ZM209 189H211V190H209ZM54 190H56V191H54ZM122 190H123V192H122ZM138 190L140 192H142V194ZM203 190H205V191H203ZM207 190H208V192L205 193ZM65 191H67V193ZM69 191H70V193H69ZM116 191L120 192V193L117 194V195H114L112 192H116ZM91 192L94 193V194L96 193V195H98V196L100 195V197L102 198V202L103 203L100 202L98 204H94L93 197L90 196ZM171 192H172V194H171ZM126 193L128 195H126ZM137 193H138V195H137ZM179 193H182V194H179ZM217 193L219 194V196L217 195ZM55 194H56V196H55ZM71 194H74V195L80 194V196L83 195L82 197L86 198L85 201L87 200L86 203H84L85 206L81 202L78 203V201H76V198H73L75 201L73 199L69 200V198L72 196ZM84 194H86L88 196H86ZM133 194H136L134 196L138 197L137 201H133V200L130 199V196L133 195ZM57 195H58V198H57ZM109 196H111L112 198L109 197ZM63 197H64V199H63ZM113 197H115V198H113ZM119 197H121L122 199L125 198L123 200V204L121 203V200H119ZM205 197H206V200L204 199ZM46 198H47V200H46ZM201 198H202V200H200ZM61 199H63V200H61ZM141 199H143V200H141ZM178 199L181 200L182 204L184 202L185 203L182 206H180L181 203H180V201ZM196 199H198V201ZM60 201H61V203H59ZM143 201H144V203H143ZM246 201H248V202H246ZM64 202H66V203H64ZM188 203H190L191 205H189ZM221 203H223V205ZM70 204H73L74 206L70 205ZM78 204H79V206H78ZM91 204H92V206H91ZM101 204H102L103 207L100 206ZM138 204H140V205H138ZM171 204H172V206H171ZM202 204H204L205 206L202 205ZM164 205H166V206L164 207ZM176 205L178 206V208H177ZM206 205H208V206H206ZM64 206H65V208H64ZM105 206H107V207L105 208ZM218 206H219V209H218ZM224 206H226V207L224 208ZM76 207H77V210H79L78 212L76 210ZM99 207H101V208H99ZM183 207H184L185 210L183 209ZM192 207H194V208H192ZM254 207H255V209H254ZM131 208H134V209H131ZM138 208H141V210H143V211L141 212V210L138 209ZM186 208H187V210H186ZM227 208H229L230 210L227 209ZM256 208L257 209L260 208V209L257 210ZM177 209L179 210V212L177 211ZM223 209H224V211H223ZM75 210H76L77 213L73 212ZM81 210L83 211L82 212L83 214L81 213ZM180 210L181 211L184 210V213H183V211L181 212ZM220 210H222L221 211L222 213L217 212V211H220ZM59 211H60V213H59ZM167 211H169V212H167ZM87 212H88V215H87ZM191 212H192V215H191ZM102 213L105 214V215H103ZM229 213H230V215H229ZM57 214H59L62 217H59ZM125 214L128 215V216H126ZM163 214L164 215L166 214L167 216L165 215L166 216L165 217ZM174 214H175V216H174ZM226 214H227V216H226ZM160 215L163 216V217H161ZM172 215L174 216V218H172L173 217ZM85 216H86V218H85ZM90 216H91V219H89ZM189 216H191V217H189ZM224 216H226V218ZM56 217H57V219H56ZM220 217L221 218L224 217V221H223V218L221 219ZM79 219H80L81 222L79 221ZM218 219L221 220V221H218ZM74 220H76V221H74ZM89 220H91V221H89ZM98 220H100L101 222L98 221ZM118 220H120V221H118ZM122 220H123V222H122ZM165 220H167V221H165ZM83 221H85V222H83ZM141 221H143L144 224ZM77 222H79V223H77ZM88 222H91L92 225H89L90 223H88ZM95 222H97L98 224L95 223ZM112 222L114 223V225H113ZM122 223H124V224H122ZM219 223H221V224H219ZM198 224H199V226L197 227ZM200 224H202V226ZM224 224H225V226L228 224L226 226L228 229L224 226ZM53 225H54V227L56 226V228H54ZM125 225H127V226H125ZM77 226H78V228H77ZM178 226H179V228L181 227L180 229H182L183 227H185V228L182 229V231H180L178 229ZM4 227H6V229H4ZM96 227H98V230H97ZM100 227H102V228H100ZM111 227H113L112 230H111ZM198 228H200V229H198ZM8 229H9V231L6 232L5 230H8ZM57 229H58V231H57ZM225 229H227V231ZM85 230H86V232H85ZM182 232H184V233H182ZM216 232H218V234ZM221 232L222 233L224 232V233L222 234ZM181 233L184 236H182ZM189 233H190V235H189ZM200 233L203 234V235H201ZM116 235H117L118 238L116 237ZM185 235H187V237ZM75 236H77V237H75ZM209 236L212 237V238L209 239L210 238ZM190 237H191V240H190ZM202 237H204V239H202ZM73 238H75L74 239L75 242L72 241ZM91 238H92V240H91ZM101 238L104 239V240H102ZM185 238H187V239H185ZM199 238H201V240ZM114 239H116L117 241L114 240ZM180 239H181V241H180ZM183 239H184V241H186V244L183 241ZM192 239L195 242H193ZM198 239H199V241H198ZM214 239H216V240H214ZM230 241H231V243H230ZM70 242H72V243H70ZM100 242H102V243H100ZM115 242H117L118 244L115 243ZM196 242H199V243H196ZM201 242L205 243L206 246H203L205 244H203ZM206 242L209 243V244H207ZM125 243H126V245H125ZM219 243H221V244H219ZM179 244H181V246ZM194 244L196 245V247L194 246ZM231 244H232V248H231ZM122 245H123V247H122ZM187 245H189V246H187ZM82 246L84 248H81ZM110 246H112L113 248L110 247ZM174 246H175V248L178 247V249L177 248L176 249L172 248ZM200 246H202V247H200ZM61 247H64V248H61ZM88 247L90 249H88ZM187 247H189V248L187 249ZM243 247H246V248H243ZM39 248H40L41 252L39 251ZM94 248L96 249V251L94 250ZM124 248H125V250H124ZM179 248H181V249H179ZM199 248H202L203 250L202 249L199 250ZM248 248H251V249H248ZM70 249L71 250L73 249L72 250L73 252ZM82 249H84V250H82ZM112 249H113V251H112ZM247 249L249 250V253H247V251H248ZM88 250H89V253H90L89 255L87 254ZM168 250H169V252H168ZM185 250L188 253H186ZM205 250H207V251H205ZM67 251L71 252V253H68ZM94 251H95V253H94ZM97 251H99V252H97ZM100 251H102V252H100ZM189 251H192V252L189 253ZM203 251L205 253H203ZM220 251H222V252H220ZM227 251H229V252H227ZM164 252H165V255H164ZM166 252L168 253L170 258H172V259H170V258L167 259V257H169V256L167 255ZM223 252H224V254H222ZM225 252L228 253L227 254L228 256L227 255L225 256ZM101 253H102V255H101ZM192 253L194 254L195 257L193 256ZM77 254H79L78 257H76ZM173 254L175 255V257H174ZM261 254L263 256H261ZM84 255H85L86 259L89 256H91V258L89 257L87 259V261L89 260L88 262L84 258ZM177 255H179L180 257H178ZM248 255H250V256H248ZM120 256L123 257V258H121ZM230 256H232L233 258H231ZM99 257L101 258V260H100ZM177 257L179 258L178 261L175 259ZM5 258H7V260H5ZM64 258L66 260H64ZM71 258L74 259V260H72ZM117 258H118V260H117ZM186 259H188V260H186ZM67 260H68V262H67ZM120 260H122V261H120ZM174 260L176 261V263H175ZM209 260L212 261V262H210ZM260 260H262V261H260ZM183 261H184V263H182ZM189 261H194L196 263H190ZM207 261H208V263H207ZM226 261L229 262V263H226ZM65 262H67V263H65Z\"/></svg>","mask_w":264,"mask_h":264},{"label":"bare ground","instance_id":"2","mask_svg":"<svg viewBox=\"0 0 264 264\" xmlns=\"http://www.w3.org/2000/svg\"><path fill=\"white\" fill-rule=\"evenodd\" d=\"M22 1H25V0H22ZM22 1H20V3H21ZM31 1L33 2L34 0H31ZM35 1H37V0H35ZM48 1H49V0H48ZM50 1H51V0H50ZM50 1H49V3H50ZM53 1H54V0H53ZM55 1H56V0H55ZM70 1H71V0H70ZM94 1L96 2V0H94ZM94 1H93V3H94ZM135 1H136V0H135ZM135 1H134V2H135ZM138 1H139V0H138ZM153 1H155V0H152V2H153ZM157 1H159V0H157ZM157 1H155L156 4H157ZM169 1H170V0H169ZM169 1H168V2H169ZM180 1H181V0H174V1L171 0L170 2H172V4H176V5H178V3H179ZM192 1H193V5H191V6H189V7H188V6H185V7L183 8V11L180 10L182 13H181V12L178 13V14H181V16H180L181 18H177V17H178V14H175V16H176V20L173 18V19L175 20V23H174V20L171 21V19H170V20H168V21H171L172 25L168 24L165 28H166V29L168 28L170 32H171V29H172L173 31H175V33H179V32H177V31H179L178 29H179V27H180V32H181V31H186V33H187L189 36H191V37L189 38V41H190L191 43H190V42H189V43H190V44H194V45H192V46H195V44H197V43L199 44V42L202 41V42H204V43L206 44V46L208 45V46H207V47L209 48L208 50H210V51H211V50H215V51H214L215 53L218 52L217 56H218V57L221 56V55H219V51H220V49H217V48H220V45H219V44L216 45V44H217V42H216V44H215V46H214V43H212V41H214L215 39L218 38V39L220 40V41H218V42H222V43H224V42L226 41V39H225V38H226V37H225L226 35H224V33H226V32L230 29V26H231V27H232V26L235 27V28H234V29H235V30H234V31H235L234 34H235V35H239L238 32L241 31L240 28L243 27V25H244V24L242 23L241 27H239V24H240V23H237V21H235V17H234V9H233V8L235 7L236 0H192ZM239 1L241 2L242 5H245V4H248V1H249V0H248V1H247V0H239ZM239 1H238V2H239ZM246 1H247V2H246ZM255 1H256L259 5H261V4L263 3V0H255ZM58 2H59V1H58ZM63 2H65V1H63ZM68 2H69V1H68ZM72 2H73V1H72ZM83 2H85V1L82 0V3H83ZM91 2H92V0H91ZM91 2H90V0H89V2L85 4V5H86V9H85V10H88V11H89V10H93L92 8L95 9V5L91 4ZM97 2H98V1H97ZM99 2H100V1H99ZM129 2H130V1H129ZM141 2H143V1H141ZM161 2H162V1H161ZM161 2H160V3H161ZM163 2H164V1H163ZM163 2H162V3H163ZM170 2H169V4H171ZM220 2H222V3H224V4H220ZM240 2H239V3H240ZM251 2H252V1H251ZM20 3H17L18 7L21 5ZM51 3H52V1H51ZM60 3L62 4V2H60ZM73 3H74V2H73ZM100 3H101V2H100ZM100 3H99V4H100ZM131 3H132V2H131ZM131 3H130V4H131ZM135 3H136V2H135ZM143 3H144V2H143ZM257 3H256V4H257ZM7 4H8V3H7ZM9 4H10V2H9ZM9 4H8V5H9ZM41 4H42V3H41ZM46 4H47V3H46ZM77 4H78V2L76 3V5H77ZM79 4H81V2H79ZM96 4L98 5V3H96ZM126 4H127V3H126ZM136 4H137V3H136ZM150 4H151V3H150ZM154 4H155V3H154ZM169 4L166 3V5H169ZM258 4H257V5H258ZM263 4H264V3H263ZM22 5H23V4H22ZM39 5H40V4H39ZM51 5L55 6L56 4H55V3H54V4L52 3ZM57 5H58V4H57ZM59 5H60V4H59ZM68 5H69V4H68ZM100 5H101V4H100ZM102 5H103V3H102ZM138 5L141 6L142 4H141V3H140V4L138 3ZM145 5H146V2H145ZM151 5H152V4H151ZM160 5L162 6V4H159V7H160ZM176 5H175V6H176ZM238 5H239V4H238ZM251 5H252V4H251ZM4 6H5V5H4L3 3L0 2V8H2V12H3V9H6V8H4ZM23 6H24V5H23ZM35 6H36V7H39V6H37V5H35ZM42 6H43V4H42ZM64 6H66V5H64ZM77 6H78V5H77ZM126 6H127V5H126ZM132 6H133V5H132ZM140 6H139V7H140ZM146 6H147V5H146ZM157 6H158V4H157ZM164 6H165V5H164ZM247 6H248V5H247ZM254 6H255V2H254ZM261 6H264V5H261ZM261 6H259V7L262 8ZM21 7H22V6H21ZM25 7H26V6H24V10L27 9V8H25ZM29 7H30V6H29ZM45 7H46V6H45ZM49 7H50V6H49ZM59 7H60V6H59ZM79 7H80V6H79ZM99 7H100V6H98L97 8L99 9ZM134 7H135V5H134ZM139 7H138V9H139ZM141 7H144V6H141ZM148 7H149V6H148ZM148 7H146V8L148 9ZM169 7H170V5H169ZM171 7H172V6H171ZM242 7H243V6H242ZM244 7H245V6H244ZM252 7H253V6H252ZM22 8H23V7H22ZM54 8H55V10L58 9V8L56 9V7H54ZM63 8H64V7H63ZM69 8H70V7H69ZM74 8H75V6H74ZM76 8H77V7H76ZM82 8H83V7H81V9H82ZM126 8H127V7H126ZM146 8H145V9H146ZM149 8H150V7H149ZM154 8H155V7H154ZM167 8H168V6H166V9H167ZM236 8H237V7H236ZM254 8H255V7H254ZM254 8H253V9H254ZM41 9H42V8H41ZM64 9L66 10V7H65ZM64 9H63V10H64ZM100 9H102V8H100ZM131 9L134 10L135 8H132V7H131ZM138 9L136 8L135 11L138 10ZM156 9H157V8H156ZM238 9H239V7H238ZM238 9H237V10H238ZM240 9H241V8H240ZM256 9H259V8H256ZM263 9H264V8H263ZM0 10H1V9H0ZM7 10H8V9H7ZM20 10H21V8H20ZM46 10H47V9H46ZM61 10H62V9H61ZM61 10H60V12H61ZM69 10H70V9H69ZM72 10H73V9H72ZM83 10H84V9H83ZM95 10L97 11V9H95ZM102 10H103V9H102ZM104 10H106V8H104ZM126 10H127V9H126ZM148 10H149V9H148ZM151 10H152V9H151ZM153 10H154V9H153ZM163 10H164V9H163ZM224 10H226L227 12L225 13ZM237 10H236V11H237ZM243 10H245V9H243ZM259 10H260V9H259ZM39 11H40V10H39ZM57 11H58V10H57ZM66 11H67V13H68V10H66ZM127 11H128V10H127ZM130 11H131V10H130ZM135 11H134V13H135ZM138 11H140V10H138ZM145 11H146V10H145ZM166 11H167V10H166ZM255 11L258 12V10H254L253 12H255ZM21 12H22V11H20V13H21ZM24 12H26V11H24ZM28 12H29V11H28ZM43 12H45V11L42 10V13H43ZM60 12H59V13H60ZM63 12H64V11H63ZM69 12H70V11H69ZM75 12H79V11L76 10ZM81 12H82V11H81ZM81 12H79V13H81ZM85 12H86V11H85ZM97 12H98V11H97ZM100 12H101V11H100ZM104 12H105V11H104ZM136 12H137V11H136ZM140 12H141V11H140ZM140 12H138V13H140ZM159 12H160V9H159ZM162 12H163V11H162ZM171 12H172V10H171ZM239 12H240V11H239ZM246 12H248L247 9H246ZM249 12H252V11H249ZM260 12H261V10H260ZM15 13H16V12H15ZM17 13H19V12H17ZM20 13H19V14H20ZM70 13H72V11H71ZM82 13H83V12H82ZM88 13H90V12H88ZM93 13H94V12H93ZM93 13H92V14H93ZM98 13H99V12H98ZM127 13H128V12H127ZM129 13L131 14V12H129ZM142 13H143V12H142ZM147 13L150 14L149 12H147ZM152 13H153V12H152ZM160 13H161V12H160ZM160 13H158V14L161 15ZM241 13H244V12H241ZM258 13H259V12H258ZM262 13H263V12H262ZM262 13H260V15H261ZM21 14H22V13H21ZM40 14H41V13H40ZM65 14H66V13H65ZM74 14H75V13H74ZM101 14H102V12H101ZM153 14H154V13H153ZM153 14H152V16H153ZM164 14H165V11H164ZM251 14H252V13H250V15H251ZM263 14H264V13H263ZM0 15H1V14H0ZM17 15H18V14H17ZM57 15H60V14H57ZM61 15H62V14H61ZM79 15H80V14H79ZM85 15L87 16V18H89V16H90L91 14L88 16V14L85 13ZM93 15H94V14H93ZM95 15H96V14H95ZM95 15H94V16H95ZM99 15H100V14H99ZM137 15L140 16L139 14H137ZM137 15H136V16H137ZM143 15H144V14H143ZM145 15H146V14H145ZM150 15H151V14H150ZM150 15H149V16H150ZM156 15H157V13L153 16V19H154V17H155V18L157 17ZM159 15H158V16H159ZM166 15H167V14H166ZM236 15H238V14L236 13ZM236 15H235V16H236ZM243 15H244V14H243ZM243 15H241V16H243ZM245 15L247 16V15H249V14H245ZM250 15H249V16H250ZM260 15H259V16H260ZM22 16H23V15H22ZM25 16H26V15H25ZM27 16H29V15H27ZM30 16H31V15H30ZM30 16H29V17H30ZM42 16H44V14L41 15L40 17H42ZM45 16L48 17V15H46V14H45ZM45 16H44V17H45ZM52 16H53V14H52ZM52 16H51V17H52ZM54 16H56V15L54 14ZM62 16H63V15H62ZM65 16L68 17V18L66 19V20L68 21V19H70L69 16H67V15H65ZM70 16L72 17V16H75V15H73V13H72ZM76 16H77V15H76ZM80 16H81V15H80ZM86 16H85V17H86ZM100 16H102V15H100ZM105 16H106V14H105ZM133 16H134V15H132V17H133ZM161 16H162V15H161ZM163 16H164V18H165V15H163ZM173 16H174V15H173ZM241 16H240V17H241ZM249 16H248V17H249ZM257 16H258V14H257ZM257 16H255V17L257 18ZM91 17H92V16H91ZM103 17H104V15H103ZM144 17H145V16H144ZM166 17H167V16H166ZM182 17H183V18H182ZM237 17H238V16H237ZM251 17H252V15H251ZM21 18H23V17H21ZM48 18L50 19V16H49ZM52 18H53V17H52ZM52 18H51V20H52ZM77 18H79V16H78ZM77 18H76V19H77ZM82 18H83V15H82ZM94 18L96 19V17H94ZM98 18H100V17H98ZM133 18H134V17H133ZM140 18H141V17H140ZM140 18H139V19H140ZM147 18L149 19V24H150V23L152 22V21L150 22V20H151L152 18H151V19H150L149 17H147ZM147 18H146V19H147ZM157 18H158V17H157ZM160 18H162V17H160ZM167 18H168V17H167ZM238 18H239V17H238ZM243 18H244V17H243ZM243 18H242V20H243ZM249 18H250V17H249ZM40 19H43V18H40ZM40 19H39V20H40ZM53 19H55V18H53ZM62 19H64V18H62ZM72 19H73V18H72ZM74 19H75V18H74ZM79 19H80V18H79ZM84 19H85V18H84ZM95 19H94V20H95ZM137 19H138V17H137ZM162 19H163V18H162ZM212 19H220V20H218V21H212ZM240 19H241V18H240ZM246 19H247V18H246ZM246 19H245V20H246ZM250 19H251V18H250ZM253 19H254V18H252V20H253ZM258 19H259V17H258ZM263 19H264V18H263ZM34 20H35V18H34ZM60 20H61V19H60ZM144 20H145V18H144ZM158 20H159V19H158ZM256 20H257V19H256ZM260 20H261V22H262V19H260ZM21 21L23 22L24 19L21 20ZM27 21H29V20H27ZM31 21H32V20H31ZM31 21H30V24H31ZM35 21H36V20H35ZM37 21H38V20H37ZM56 21H57V19H56ZM64 21H65V20H64ZM72 21H73V20H72ZM72 21H69V22H71L70 24H72ZM75 21H76V20H75ZM75 21H74V22H75ZM78 21H79V20H78ZM90 21H91V20H90ZM90 21H86V22H90ZM92 21H93V17H92ZM98 21H100V20L98 19ZM127 21H128V20H127ZM137 21H138V20H137ZM137 21H136V22H137ZM145 21H146V20H145ZM155 21L158 22L157 20H154V21H153V25H154ZM164 21H165V19H164ZM166 21H167V19H166ZM166 21H165L164 23H166ZM257 21H258V20H257ZM257 21H256V22H257ZM18 22H20V21H18ZM44 22H45V21H44ZM51 22H52V21H51ZM58 22H59V21H58ZM61 22H62V21H61ZM80 22H81V21H79V23H80ZM82 22H83V21H82ZM132 22L134 23V21H132ZM139 22H140V21H139ZM142 22H144V21H142ZM240 22H241V21H240ZM245 22L247 23V21H245ZM256 22H255V23H256ZM259 22H260V21H259ZM259 22H258V24H259ZM263 22H264V21H263ZM36 23H37V22H36ZM42 23H43V22H42ZM47 23H48V21H47ZM59 23H60V22H59ZM63 23H64V22H63ZM65 23H66V22H65ZM65 23H64V27H63V28H65V25H66ZM75 23H76V22H75ZM83 23H84V22H83ZM83 23H81V24H83ZM90 23H91V22H90ZM93 23H94V22H92V24H93ZM96 23H98V25H99V22H96ZM159 23H160V22H159ZM159 23H158V24H159ZM248 23H249V22H248ZM30 24H29V25H30ZM45 24H46V23H45ZM54 24L56 25L55 21H54ZM60 24H61V23H60ZM73 24H74V23H73ZM77 24H78V23H77ZM81 24H78V26L75 25V26L77 27V29H78V27H79ZM134 24H135V23H134ZM147 24H148V20H147V23H146L145 25H147ZM156 24H157V23H156ZM249 24H250V23H249ZM251 24H252V22H251ZM29 25H28V26H29ZM42 25H44V24H42ZM49 25H51V24L49 23ZM49 25H48V27H49ZM93 25H94V24H93ZM93 25H92V28H93ZM103 25H104V24H103ZM130 25H131V24H130ZM137 25H139V23H138ZM137 25H136V26H137ZM141 25H143V24H141ZM145 25H144V26H145ZM151 25H152V24H151ZM169 25H170V26H169ZM173 25H174V26H173ZM252 25H254V24H252ZM36 26H37V25H36ZM36 26L34 25V27H36ZM46 26H47V25H46ZM46 26H45V27H46ZM61 26H63V25H61ZM67 26H69L68 23H67ZM67 26H66V28H67ZM70 26H71V25H70ZM70 26H69V27H70ZM73 26H74V25H73ZM81 26H82V25H81ZM94 26H95V25H94ZM23 27H25V24L23 25ZM29 27H30V26H29ZM38 27H39V25H38ZM43 27H44V26H43ZM48 27H47V28H48ZM69 27H68V28H69ZM96 27H97V26H96ZM96 27H95V28H96ZM99 27L101 28L102 26H99ZM120 27H122V25H121ZM129 27H130V26H129ZM132 27L134 28L135 26L133 25ZM132 27H131V28H132ZM146 27L149 28L148 25H147ZM161 27H163V25H162ZM161 27H160V28H161ZM245 27H246V30H247L248 28H251V27H249L248 25H247V26L245 25ZM254 27H255V25H254ZM256 27H257V26H256ZM260 27H261V25H260ZM41 28H42V27H41ZM70 28H72V27H70ZM85 28H86V27H85ZM100 28H99V30L102 31V29H100ZM106 28H107V27H106ZM137 28H138V29H137ZM137 28H136L137 31H138L139 29L141 30L140 27H137ZM243 28H244V27H243ZM252 28H253V27H252ZM54 29H55V28H54ZM54 29H53V30H54ZM80 29H81V27L79 28V32H81ZM115 29H116V27H115ZM121 29H122V28H121ZM121 29H120V30H121ZM126 29H127V28H126ZM142 29H143V28H142ZM144 29H145V27H144ZM150 29H151V26H150ZM155 29L157 30V28H155V27H154L153 29H151L152 32H154V31L156 32ZM162 29H163V28H162ZM232 29H233V28H232ZM34 30H35V29H34ZM37 30H39V29H37ZM45 30H46V28H45ZM47 30H48V29H47ZM55 30H56V29H55ZM124 30H125V29H124ZM124 30H123V31H124ZM128 30H129V29H128ZM132 30H133V29H132ZM145 30H146V29H145ZM148 30H149V29H148ZM153 30H154V31H153ZM160 30H161V29H160ZM164 30H165V29H164ZM244 30H245V29H244ZM244 30H243V31H244ZM260 30H262V29H261V28H258V27L255 28V29H253L252 31L249 30V33H250V34L248 35V34L246 33V34H247V36H246V41L248 40V41L251 43V42H255V41H254L255 39H256V40L261 39V37L264 35V29H263V31H260ZM60 31H61V30H60ZM63 31H64V30H63ZM74 31H75V28H74ZM95 31H97V30L95 29ZM133 31H135V30H133ZM162 31H163V30H162ZM169 31H167V32H169ZM173 31H172V32H173ZM229 31H230V30H229ZM229 31H228V32H229ZM234 31H233V32H234ZM19 32H20V31H19ZM19 32H18V33H19ZM36 32H37V31H36ZM46 32L48 33V31H46ZM46 32H44V33H46ZM49 32H50V30H49ZM51 32H52V31H51ZM56 32H57V30H56ZM56 32H55V33H56ZM72 32H73V31H72ZM75 32H76V31H75ZM85 32H86V31H84V33H85ZM127 32H129V31H127ZM127 32H126V33H127ZM143 32H144V31H143ZM146 32H147V31H146ZM152 32H150V33H152ZM160 32H161V31H160ZM163 32H164V31H163ZM230 32H231V31H230ZM15 33H16V32H15ZM37 33H38V32H37ZM44 33H43V34H44ZM47 33H46V34H47ZM52 33L55 34L54 32H52ZM52 33H51V34H52ZM57 33H58V32H57ZM59 33H62V32H59ZM59 33H58V34H59ZM70 33H71V32H70ZM73 33H74V32H73ZM94 33H96V32H94ZM119 33H120V32H119ZM122 33H123V32H122ZM126 33H125V34H126ZM150 33H149V34L146 33V36H147V35L149 36ZM156 33H157V32H156ZM158 33H159V32H158ZM158 33H157V34H158ZM240 33H241V32H240ZM243 33H244V32H243ZM20 34H21V32H20ZM22 34H23V37H24L23 42H24V41L27 42L29 39L31 40L32 36H34V35H32L30 28H29V29H27V28L24 29V30L22 31ZM22 34H21V35H22ZM34 34H36V33L34 32ZM40 34H42V32H41ZM46 34H45V35H46ZM63 34H64V32H63ZM67 34H69V33L67 32ZM74 34H75V33H74ZM77 34H78V33H77ZM81 34H82V33H81ZM81 34L78 35V36L80 37ZM86 34H87V33H86ZM96 34H97V33H96ZM98 34H100V33L98 32ZM98 34H97V35H98ZM117 34H118V32H117ZM117 34H116V35H117ZM141 34H143V33L140 32V35H141ZM160 34H162V32H161ZM160 34H159V35H160ZM170 34H171V33H170ZM172 34H173V33H172ZM179 34H180V33H179ZM179 34H178V35H179ZM227 34H228V33H227ZM230 34H233V33L231 32ZM234 34H233V35H234ZM244 34H245V33H244ZM244 34H243V35H244ZM13 35H14V34H13ZM36 35H37V34H36ZM61 35H62V34H61ZM65 35H66V34H65ZM82 35H85V34H82ZM118 35H119V34H118ZM121 35H124V34H121ZM162 35H166V34H162ZM174 35H175V34H174ZM176 35H177V34H176ZM176 35H175V37L178 36V35H177V36H176ZM180 35H181V34H180ZM180 35H179V36H180ZM182 35H183V32H182ZM235 35H234V37H235ZM38 36H39V35H38ZM54 36H55V35H54ZM66 36H67V35H66ZM68 36H70V35H68ZM68 36H67V37H68ZM87 36H88V34H87ZM92 36H93V34H92ZM136 36H137V34H136ZM136 36H135V37H136ZM151 36H152V35H151ZM153 36H154V35H153ZM153 36H152V39H153ZM171 36H173V35H171ZM241 36H242V35H241ZM241 36H240V37H241ZM244 36H245V35H244ZM15 37H17V36H15ZM15 37H13V38H15ZM21 37H22V36H21ZM45 37H46V36H45ZM49 37H50V36H49ZM56 37H57V36H56ZM59 37H60V36H59ZM59 37H58V38H59ZM74 37H75V35H74ZM79 37H78V39H76V40H79ZM82 37L84 38V36H82ZM82 37H81V38H82ZM85 37H86V36H85ZM118 37H121V36L119 35ZM128 37H129V36H128ZM128 37H127V38H128ZM141 37H143V36L141 35ZM155 37H157V36H155ZM161 37H163V36H161ZM164 37H167V36H164ZM169 37H170V36H169ZM229 37H230V36H229ZM240 37L238 36V38H240ZM18 38L20 39V37H18ZM33 38H34V37H33ZM43 38H44V37H43ZM43 38H42V41H43ZM47 38H48V37H46V39H44V40L47 41V40H48ZM72 38H73V37H72ZM76 38H77V37H76ZM81 38H80V40H81ZM143 38H145V37H143ZM147 38H148V37H147ZM158 38H160V37H158ZM182 38L186 39L185 37H182ZM241 38H242V37H241ZM243 38H244V37H243ZM263 38H264V37H263ZM16 39H17V38H16ZM22 39H23V38H22ZM49 39H50V38H49ZM52 39H53V36H52ZM59 39H60V38H59ZM65 39H67V38L65 37ZM69 39H70V38H69ZM135 39H137V38H135ZM152 39H151V40H152ZM161 39H162V38H161ZM165 39H167V38H165ZM165 39L163 38L162 40H165ZM169 39H170V38H169ZM172 39H173V37H172ZM230 39L232 40V38H230ZM230 39H229V40H230ZM235 39H236V38H235ZM9 40H10V39H9ZM12 40H14V39H12ZM37 40H38V39H37ZM50 40H51V39H50ZM50 40H48V41H50ZM54 40H56V39H54ZM54 40H53V41H54ZM71 40H73V39H71ZM80 40H79V41H80ZM84 40H85V39H84ZM88 40H89V39H88ZM141 40H142V39H141ZM148 40H149V38H148ZM170 40H171V39H170ZM177 40H179V39L177 38L176 41L174 40V42H178ZM181 40H182V39H181ZM186 40H187V39H186ZM240 40H241V39H240ZM261 40H262V39H261ZM261 40H260V41H261ZM16 41H18V40H16ZM40 41H41V40H40ZM58 41H59V40H58ZM58 41H57V42H58ZM66 41L68 42V41H70V40L67 39ZM79 41H78V42H79ZM122 41H124V38H123V40H121V42H122ZM145 41H146V40H145ZM152 41H153V40H152ZM155 41H156V40H154V42H155ZM237 41H238V40H237ZM237 41H236V42H237ZM244 41H245V40H243V41H241V42H244ZM263 41H264V40H263ZM1 42H2V40H1ZM1 42H0V43H1ZM6 42H7V41L5 40L4 45H5ZM12 42H14V41H12ZM21 42H22V41H21ZM30 42H32V41H29V42H27V43H28V44H32V43H30ZM57 42H56V43L53 42V43L58 44ZM67 42H65V43H67ZM71 42H72V41H71ZM71 42H70V43H71ZM137 42H138V41H137ZM150 42H151V41H150ZM161 42H162V41H161ZM163 42H164V41H163ZM170 42H171V41H170ZM186 42H187V41H186ZM186 42H185V43H186ZM227 42H228V41H227ZM236 42H235V43H236ZM249 42H248V43H249ZM256 42H257V41H256ZM258 42H259V41H258ZM9 43H10V42H9ZM17 43H18V42H17ZM50 43H51V41H50ZM61 43H62V42H60V44H61ZM76 43H77V42H76ZM122 43H124V42H122ZM151 43H153V42H151ZM164 43H166V41H165ZM229 43H230V42H229ZM229 43H228V44H229ZM233 43H234V42H233ZM244 43H245V42H244ZM244 43H243V44H244ZM248 43L246 42V44H248ZM250 43H249V44H250ZM6 44H7V43H6ZM15 44H16V42H15ZM48 44H49V43H48ZM55 44H54V45H55ZM79 44H80V43H79ZM131 44H132V46H133V43H131ZM131 44H130V46H131ZM138 44H140V43H138ZM156 44H157V45H155V44H154V45L157 47V46H159V44H161V43H156ZM167 44H168V45L170 44L169 41H168ZM172 44H174V43L172 42ZM239 44H240V43H239ZM243 44H242V45H243ZM246 44H245V45H246ZM252 44H254V43H251L249 46H251ZM2 45H3V44H2ZM2 45H1V47H2ZM10 45H11V44H10ZM18 45H19V44H18ZM24 45H25V44H24ZM24 45H22V46L25 47L26 45H25V46H24ZM43 45H44V44H43ZM51 45H52V43H51ZM71 45H72V44H71ZM76 45H78V43L75 44V46H76ZM88 45H89V44H88ZM124 45H125V44H124ZM124 45H123V46H124ZM245 45H244V46H245ZM257 45H258V44H257ZM261 45H262V44H260V48L262 47ZM16 46H17V45H16ZM20 46H21V44H20ZM40 46H42V45H40ZM52 46H53V45H52ZM61 46H62V45H61ZM61 46L59 45V47H61ZM66 46H67V45H66ZM83 46H84V45H83ZM130 46H127V47L130 48ZM132 46H131V47H132ZM160 46H161V45H160ZM163 46H164V45H163ZM166 46H167V45H166ZM169 46H171V44H170ZM176 46H179V44L176 45ZM189 46H190V45L188 44L187 47H189ZM197 46H198V45H197ZM197 46H196V47H197ZM199 46H200V45H199ZM217 46H219V47H217ZM240 46H241V44H240ZM3 47H4V46H3ZM28 47H29V46L27 45V47H26L25 49H29V50H31L32 53H33V52L35 51V49H36V48L34 49L33 45H31L30 48H28ZM36 47H37V49H38V46H36ZM54 47H56V46H54ZM57 47H58V46H57ZM62 47H63V46H62ZM67 47L69 48V46H67ZM78 47H79V46H77V48H78ZM80 47H82V46H80ZM136 47H137V44H136ZM172 47H173V46H172ZM174 47H175V46H174ZM185 47H186V46H185ZM187 47H186V48H187ZM196 47H194V48H196ZM216 47H217V48H216ZM230 47H231V46H230ZM234 47H236V46H234ZM237 47H238V44H237ZM246 47H247V46H246ZM252 47H253V45H252ZM254 47H255V46H254ZM254 47H253V50H254ZM263 47H264V46H263ZM5 48H6V47H5ZM39 48H42V47H39ZM44 48H45V46H44ZM82 48H83V47H82ZM124 48H125V46H124ZM129 48H128V50H129ZM132 48L135 49V50H133V53H134V51H136V50H137V52H138V50H140V47H139L138 49H136V48H134V47H132ZM132 48H131V50H132ZM178 48H179V47H178ZM178 48H177V49H178ZM180 48H181V47H180ZM190 48H191V47H190ZM192 48H193V47H192ZM194 48H193V49H194ZM210 48H211V49H210ZM227 48L230 49L229 47H226V49H227ZM240 48H241V47H240ZM243 48H244V47H243ZM249 48H250V47H249ZM0 49H1V48H0ZM58 49H59V48H58ZM62 49H66V48H62ZM62 49H61V50H62ZM75 49H76V48H75ZM78 49L81 50V48H78ZM141 49H142V48H141ZM156 49H157V48H156ZM168 49H169V48H168ZM177 49L175 48V50H177ZM196 49H197V48H196ZM199 49H200V48H199ZM203 49H204V48H203ZM224 49H225V48H224ZM258 49H259V48H258ZM45 50H48V49L46 48ZM45 50H44V51H45ZM56 50H57V49H56ZM59 50H60V49H59ZM76 50H77V49H76ZM124 50H125V49H124ZM159 50H160V49H159ZM165 50H166V51H169L170 49L167 50V47H166ZM165 50H164V51H165ZM171 50H173V49L171 48ZM181 50L183 51V48H182ZM197 50H198V49H197ZM200 50H201V49H200ZM221 50H222V49H221ZM232 50H233V49L231 48L230 52H232ZM238 50H239V48H238ZM243 50H246V51H247V48H245V49H243ZM253 50L250 48V51H251V52H252ZM255 50H256V49H255ZM255 50H254V52H255ZM262 50H263V49H262ZM3 51H4V50H3ZM17 51H18V50H17ZM22 51H23V50H22ZM38 51H39V49L37 50V52H38ZM49 51H50V48H49ZM53 51H54V50H53ZM62 51H63V50H62ZM69 51H70V50H69ZM129 51H130V50H129ZM129 51H127V53H128ZM154 51H156V50H154ZM166 51H165V52H166ZM185 51H186V50H185ZM187 51H188V50H187ZM202 51H203V50H202ZM206 51H207V50H206ZM228 51H229V50H228ZM234 51H235V50H234ZM0 52H2V51H0ZM5 52H6V51H5ZM26 52H27V51H26ZM35 52H36V51H35ZM37 52H36V53H37ZM55 52H56V51H55ZM57 52H58V50H57ZM57 52H56V53H57ZM121 52H122V51H121ZM123 52H124V51H123ZM123 52H122V53H123ZM125 52H126V51H125ZM125 52H124V53H125ZM161 52H162L161 54H163V51H161ZM169 52H170V51H169ZM169 52H168V53H169ZM175 52H176V51H175ZM175 52H173V53H174L173 55H176ZM188 52H189V51H188ZM193 52H194V51H193ZM197 52H198V51H197ZM221 52H222V51H220V54H221ZM242 52H243V51H242ZM256 52L258 53L259 51H256ZM6 53H7V52H6ZM10 53H11V52H10ZM48 53H49V52H48ZM56 53H55V54H56ZM64 53H65V52H64ZM64 53L62 54L63 56H64ZM124 53H123V54H124ZM135 53H136V52H135ZM142 53H143V51H142ZM159 53H160V52H159ZM166 53H167V52H166ZM166 53H165V54H166ZM186 53H187V52H186ZM203 53H204V52H203ZM206 53H208V52H206ZM206 53H204V54H206ZM210 53H212V52H210ZM227 53H228V52H227ZM236 53H237V52H236ZM244 53H245V52H244ZM247 53H248V54H247ZM259 53H260V52H259ZM262 53H263V51H262ZM262 53H261V54H262ZM2 54H3V52H2ZM7 54H8V53H7ZM30 54H31V53H30ZM43 54H45V53H43ZM52 54H53V53H52ZM76 54H77V51H76ZM129 54H130V53H129ZM138 54H139V53H138ZM140 54H141V52H140ZM140 54H139L138 56H140ZM170 54H171V53H169L168 56H171ZM179 54L181 55V53H179ZM183 54H184V53H183ZM191 54H193V53H191ZM222 54H225V53L222 52ZM237 54H238V53H237ZM239 54H240V53H239ZM239 54H238V56L236 55V56H237L236 58L240 57ZM245 54H246V55H249V50H248ZM14 55H15V57L17 56L16 54H14ZM27 55H29V54H27ZM38 55L40 56V54H38ZM46 55H47V53H46ZM46 55H44V56H46ZM48 55H49V54H48ZM74 55H75V54H74ZM125 55H126V53H125ZM125 55H124V56H125ZM127 55H128V54H127ZM144 55H146V54L144 53ZM144 55H143V56H144ZM149 55H151V54H148L147 56H149ZM166 55H167V54H166ZM166 55H164V56H166ZM188 55H189V54H188ZM194 55H195V52H194ZM196 55H197V54H196ZM198 55H200L199 52H198ZM206 55H207V54H206ZM206 55H205V56H206ZM210 55H211V54H210ZM215 55H216V54H215ZM226 55H228V54H226ZM231 55H232V54H231ZM231 55H230V56H231ZM0 56H1V54H0ZM2 56H3V55H2ZM2 56L0 57L1 59H2ZM4 56H5V55H4ZM128 56H129V55H128ZM132 56H133V55H132ZM136 56H137V55H136ZM136 56H134V57H136ZM153 56H155V54H153ZM156 56H158V55H156ZM156 56H155V57H156ZM185 56H187V54H186ZM201 56H202V55H201ZM203 56H204V55H203ZM207 56H209V54H208ZM217 56H216L215 58H214L213 56H211V57H213V59H215V60H212V59H209V60H208V59H205V62H206V60H207V61H210L211 63L209 62V63L207 64L208 66H206L205 68H203V70H205V71L207 70L206 72H208V70H211L213 76L216 74V72H220V68H221V66H220V68H218V67L215 66V64H216V65H219V64H217V62L220 63L221 60H219V59H221L222 56H224V55H222L221 58H219V59L217 58ZM233 56H234V54H233ZM252 56H253V55H252ZM256 56H257V55H256ZM11 57H12V56H11ZM11 57H10V58H11ZM32 57H33V56H32ZM32 57H31V58H32ZM37 57H38V56H37ZM40 57H42V56H40ZM47 57H48V56H47ZM130 57H131V56H130ZM140 57H141V56H140ZM190 57H191V55H190ZM190 57H189V58H190ZM244 57H245V56H244ZM244 57H243V55H242L241 58H244ZM249 57L251 58V56H249ZM249 57H248V58H249ZM253 57H255V54H254ZM3 58H5V57H3ZM8 58H9V57H8ZM8 58H6V59L8 60ZM10 58H9V59H10ZM13 58H14V56H13ZM29 58H30V56H29ZM29 58H28V59H29ZM42 58H43V57H42ZM42 58H41V59H42ZM48 58H49V57H48ZM48 58H47V59H48ZM125 58H126V57H124V59H125ZM127 58H128V57H127ZM138 58H139V57H138ZM142 58H143V57H142ZM149 58H150V57H149ZM158 58H159V56H158ZM166 58H167V57H166ZM166 58H163V59H166ZM173 58H174V56H173ZM173 58L171 57V59H173ZM183 58H184V56H183ZM186 58H187V57H186ZM192 58L194 59V56H193V55H192ZM192 58H191V59H192ZM196 58H198V57H196ZM202 58H203V57H202ZM206 58H208V57H206ZM232 58H235V56L232 57ZM248 58H247V59H248ZM17 59H18V58H17ZM19 59H20V58H19ZM43 59H44V58H43ZM129 59H130V58H129ZM143 59H144V58H143ZM147 59H148V58H147ZM154 59H155V58H154ZM159 59H160V58H159ZM159 59H158V60L155 59V60H156L157 62H158V61L160 62L161 60H159ZM171 59H170V60H171ZM175 59H176V58H175ZM180 59H181V58H180ZM184 59H185V58H184ZM184 59H183V61H182V60H181V61H182V62H185ZM226 59H227V58H226ZM226 59H225V60H226ZM2 60H3V59H2ZM10 60H11V59H10ZM10 60H9V61H10ZM15 60H16V59H15ZM51 60L54 61L55 59H51ZM51 60H50V61H51ZM74 60H75V58H74ZM121 60H122V59H121ZM127 60H128V59H127ZM130 60H131V59H130ZM138 60H139V62H137L136 59H135L136 63L133 62V61H132V62H133L134 64H137V63H140V62L143 61V60L141 61L140 58H139ZM152 60H153V58H152ZM173 60H174V59H173ZM177 60H179V59H177ZM196 60H197V59H195V64H196ZM201 60H202V59H201ZM229 60H230V59H229ZM231 60H233V59H231ZM240 60H241V59H240ZM248 60H249V59H248ZM11 61H12V60H11ZM22 61H23V60H22ZM41 61H42V60H41ZM148 61H149V60H148ZM156 61H155V62H156ZM168 61H169V60H168ZM186 61H187V60H186ZM188 61H189V60H188ZM197 61H199V60H197ZM203 61H204V59H203ZM246 61H247V60H246ZM251 61H252V60H251ZM258 61H259V59H258ZM262 61H264V60H262ZM3 62H4V61H3ZM5 62H6V61H5ZM24 62H26V61H24ZM28 62H29V63H28V66L31 67V70H32L34 60L30 59V60H28ZM39 62H40V61H39ZM54 62H55V61H54ZM128 62H129V61H128ZM130 62H131V61H130ZM143 62H144V61H143ZM143 62H142V63H143ZM161 62H162V61H161ZM161 62H160V64H161ZM166 62H167V61H166ZM177 62H178V61H177ZM177 62H176V64H177ZM200 62H201V61H200ZM230 62H232V61H230ZM1 63H2V62H1ZM12 63H13V62H12ZM15 63H16V62H15ZM52 63H53V62H52ZM56 63H57V62H56ZM133 63H131V64H133ZM144 63H145V62H144ZM147 63H148V62H147ZM153 63H154V61H153ZM162 63H163V62H162ZM164 63H165V62H164ZM164 63H163V64H164ZM171 63H172V62H171ZM173 63H174V62H173ZM173 63H172V64H173ZM189 63H190V61H189ZM192 63H193V61H192ZM202 63H203V62H202ZM224 63H226V62H224ZM227 63H228V62H227ZM250 63H251V62H250ZM255 63H256V61H255ZM4 64H5V63H4ZM17 64H18V63H17ZM19 64H21V63H19ZM24 64H25V63H24ZM45 64H46V62H45ZM57 64H58V63H57ZM121 64H122V63H121ZM127 64H128V63H127ZM140 64H141V63H140ZM155 64H156V63H155ZM179 64H180V63H179ZM186 64H187V63H186ZM195 64H194V65H195ZM222 64H223V63H222ZM239 64H240V63H238L237 65H239ZM260 64H261V63H260ZM1 65H2V64H1ZM40 65L42 66V64H40ZM125 65H126V64H125ZM145 65H146V63H145ZM148 65H149V64H147V66H148ZM158 65H159V64H158ZM166 65H167V64H166ZM169 65H171V64H169ZM177 65H178V64H177ZM177 65H176V66H177ZM180 65H181V64H180ZM194 65H192V66H194ZM220 65H221V64H220ZM229 65H230V64H229ZM237 65H236V66H237ZM240 65H241V64H240ZM261 65H262V64H261ZM13 66H14V64H13ZM37 66H38V64H37ZM37 66H36V67H37ZM44 66L46 67V65H44ZM54 66H55V65H54ZM56 66H57V65H56ZM77 66H78V65H77ZM122 66H123V64H122ZM127 66H128V65H127ZM143 66H144V65H143ZM147 66H145V67H147ZM150 66H151V64H150ZM162 66H163V65H162ZM184 66H185V64H184ZM189 66H190V65H189ZM189 66H188V67H189ZM192 66H191V67H192ZM195 66H196V65H195ZM201 66H205V64H204V65H201ZM227 66H228V65H227ZM227 66H226V67H227ZM234 66H235V64H234ZM249 66H250V65H249ZM2 67H3V66H2ZM5 67H6V65H5ZM15 67H16V66H15ZM22 67H23V66H22ZM51 67H52V65H51ZM51 67L48 68V69L53 70V69L55 68V67H54V68L52 69ZM61 67H62V66H61ZM63 67H64V66H63ZM123 67H125V66H123ZM129 67H130V66H129ZM129 67H128V68H129ZM134 67H135V65H134ZM136 67H137V65H136ZM139 67H142V66H139ZM151 67H152V66H151ZM156 67H157V64H156ZM164 67H165V65H164ZM168 67L170 68L171 66H167V68H168ZM191 67H189V68H191ZM196 67H197V66H196ZM196 67H195V68H196ZM198 67H199V66H198ZM198 67H197V68H198ZM238 67H239V66H238ZM238 67H237V71H238ZM253 67H254V66H253ZM255 67H256V66H255ZM20 68H21V66H20ZM65 68H66V67H65ZM67 68H68V67H67ZM72 68H73V67H72ZM118 68H119V67H118ZM131 68H132V67H131ZM193 68H194V67H193ZM193 68H192V70H193ZM217 68H218V69H217ZM228 68H229V67H228ZM234 68H235V67H234ZM58 69H59V68H58ZM60 69H61V68H60ZM60 69H59V70H60ZM62 69H63V68H62ZM123 69H125V68H123ZM135 69H136V68H135ZM143 69H144V67H143ZM149 69H150V68H149ZM151 69H152V68H151ZM155 69H157L158 71L161 70L160 68L158 69V67L155 68ZM162 69H163V68H162ZM165 69H166V68H165ZM175 69H176V68H174V70H175ZM201 69H202V68H201ZM229 69H232V68L230 67ZM239 69H240V68H239ZM241 69H243L242 66H241ZM241 69H240V70H241ZM246 69H247V68H245L244 70H246ZM248 69H249V67H248ZM258 69H259V68H258ZM258 69H257V70H258ZM263 69H264V68H263ZM263 69L261 68L260 70L262 71ZM36 70H37V69H36ZM39 70H40V69H39ZM41 70H42V69H41ZM43 70H44V69H43ZM51 70H49V71L47 70V71L50 72ZM120 70H121V69H120ZM120 70H119V71H120ZM137 70H138V69H137ZM140 70H141V69H140ZM171 70H172V69H171ZM184 70H186V72H188L187 70H189V69H186V68L183 69V68H182V71H184ZM190 70H191V69H190ZM190 70H189V71H190ZM195 70H196V69H195ZM234 70H235V69H234ZM6 71H7V70H6ZM37 71H38V70H37ZM45 71H46V70H45ZM55 71H56V70H55ZM78 71H79V70H78ZM130 71H131V70H130ZM162 71H163V70H162ZM162 71H160V72H162ZM167 71H168V70H167ZM176 71H177V70H176ZM180 71H181V69H180ZM232 71H233V69H232ZM237 71H235V72H237ZM248 71H250V69H249ZM251 71H252V70H251ZM253 71H254V70H253ZM258 71H259V70H258ZM38 72H40V74H42L41 71H38ZM53 72H54V71H53ZM60 72H61V71H60ZM65 72H66V71H65ZM76 72H77V71H76ZM124 72L126 73V71H124ZM127 72H129L128 69H127ZM134 72H135V71H134ZM136 72H137V71H136ZM136 72H135V74H137ZM138 72H140V71H138ZM142 72H143V71H142ZM146 72H147V71H146ZM154 72H155V71H154ZM184 72H185V71H184ZM195 72H197V71H195ZM195 72H194V73H195ZM200 72H201V71H200ZM200 72H199V73H200ZM202 72H203V71H202ZM202 72H201V73H202ZM211 72H210V73H211ZM229 72H231V71H229ZM235 72H234V73H235ZM239 72H240V71H239ZM244 72H245V71H244ZM262 72H264V71H262ZM31 73H32V71H31ZM31 73L29 74L30 77H28L29 75L27 76V77L29 78L28 80H26L27 78H23V77H22L23 79H22V81L19 83V85H20V84H24L25 92L28 94V95H25V96H32V95H34V92L37 90V88H36V84H35V80H34V78H33V76H32ZM56 73H59V71L56 72ZM73 73H74V72H73ZM113 73H114V72H113ZM113 73H112V74H113ZM129 73H131V72H129ZM144 73H145V72H144ZM144 73H143V74H144ZM149 73L152 74V72H149ZM165 73H166V70H165ZM165 73H162V74H165ZM167 73H168V72H167ZM174 73L176 74V72H174ZM174 73H173V74H174ZM179 73H180V72H179ZM181 73H182V72H181ZM188 73H189V72H188ZM188 73H187V74H188ZM194 73H193V75H194ZM210 73H208L207 76H209ZM225 73H226V72H225ZM232 73H233V72H232ZM246 73H247V72H245V74H246ZM248 73H251V72H248ZM248 73H247V74H248ZM252 73H253V72H252ZM258 73H259V72H258ZM3 74H4V73H3ZM5 74H6V73H5ZM15 74H16V73H15ZM123 74H124V73H123ZM123 74H122V75H123ZM139 74H140V73H139ZM146 74H148V73H146ZM157 74H158V73H157ZM171 74H172V73H171ZM185 74H186V73H185ZM190 74H191V72H190ZM196 74H198V73H196ZM227 74H228V73H227ZM229 74L231 75V73H229ZM239 74H240V76H241L242 73H239ZM247 74H246V75H247ZM259 74H261V73H259ZM1 75H2V74H1ZM47 75H48V74H47ZM60 75H63V73L60 74ZM70 75H71V74H70ZM126 75H127V74H124L125 77H126ZM132 75H133V74H132ZM153 75H154V74H153ZM159 75H160V74H159ZM159 75H158V76H159ZM216 75H218V74H216ZM219 75H220V74H219ZM222 75H225V74H222ZM237 75H238V74H237ZM2 76H4V75H2ZM13 76H15V75H13ZM36 76H37V75H36ZM38 76H39V75H38ZM42 76H43V75H42ZM54 76H56V75H54ZM58 76H59V75H58ZM130 76H131V75H130ZM139 76H140V75H139ZM149 76H151V75H149ZM149 76H148V77H149ZM154 76H155V75H154ZM158 76H157V78H158ZM162 76L165 77L164 75H162ZM162 76H161V77H162ZM167 76H170V74H168ZM171 76H172V75H171ZM177 76H178V75H177ZM186 76H187V75H186ZM196 76H197V75H196ZM199 76H200V75H199ZM227 76H228V75H227ZM227 76H226V77H227ZM232 76H233V75H232ZM238 76H239V75H238ZM260 76H262V74H261ZM4 77H5V76H4ZM6 77H7V76H6ZM49 77H50V76H49ZM52 77H53V76H52ZM63 77H64V76H63ZM116 77H117V76H116ZM131 77H132V76H131ZM146 77H147V76H146ZM152 77H153V76H152ZM152 77H150L149 79H151ZM182 77H183V76H182ZM194 77H195V76H194ZM197 77H198V76H197ZM233 77H234V76H233ZM235 77H236V76H235ZM242 77H243V76H242ZM247 77H249V76H247ZM262 77H263V76H262ZM14 78H15V77H14ZM16 78H17V75H16ZM18 78H19V77H18ZM45 78H46V77H45ZM81 78H82V77H81ZM119 78H120V77H119ZM127 78H128V77H126L125 79H127ZM134 78H136V76H135ZM138 78H139V77H138ZM154 78H155V77H154ZM170 78H171V77H170ZM184 78H185V77H184ZM188 78H189V77H188ZM195 78H196V77H195ZM209 78H210V76H209ZM212 78H213V77H212ZM214 78H215V77H214ZM214 78H213V79H214ZM222 78H223V77H222ZM222 78H219V79H222ZM237 78H239V77H237ZM237 78H236V80H237ZM240 78H241V77H240ZM245 78H246V77H245ZM256 78H259V79H260L259 76L256 77ZM2 79H3V78H2ZM37 79H38V78H37ZM46 79H47V78H46ZM57 79H58V78H57ZM57 79H56V81H58ZM67 79H68V78H67ZM78 79H79V78H78ZM125 79H122V80H125ZM155 79H156V78H155ZM166 79H167V77H166ZM192 79H193V78H192ZM203 79L206 81V78L203 77ZM213 79H211V80L213 81ZM217 79H218V78H217ZM241 79H242V78H241ZM241 79H240V80H241ZM243 79H244V78H243ZM252 79H253V78H252ZM254 79H255V78H254ZM254 79H253V80L250 79L251 82L254 81ZM263 79H264V78H263ZM11 80H12V79H11ZM59 80H60V78H59ZM79 80H80V79H79ZM113 80H114V79H113ZM119 80H120V79H119ZM142 80H143V82H144V78H143ZM164 80H165V79H164ZM164 80H163V81H164ZM167 80H168V79H167ZM177 80H178V78H177ZM190 80H191V79H190ZM193 80H195V79H193ZM193 80H192V82H193ZM199 80H202V78L199 79ZM199 80H198V81H199ZM204 80H202V82H203ZM215 80H216V79H215ZM224 80H225V79H224ZM227 80H228V78H227ZM230 80H233V79H230ZM238 80H239V79H238ZM247 80H248V78H247ZM247 80H246V82H244V84L247 83ZM256 80H257V79H256ZM19 81H20V80H19ZM38 81H39V80H38ZM47 81H48V80H47ZM47 81H44V82H47ZM49 81H50V80H49ZM52 81H53V78H52ZM52 81H51V82H52ZM62 81H63V80H61V82H62ZM115 81H116V78H115ZM129 81L134 82V81H133V78H132V80L129 79ZM140 81H141V79H140ZM151 81H152V80H151ZM156 81H157V80H156ZM159 81H160V80H159ZM174 81H176V79H175ZM198 81H197V82H198ZM207 81H208V78H207ZM221 81H223V79H222ZM244 81H245V80H244ZM248 81H249V80H248ZM257 81L259 82V80H257ZM61 82H59V84H60ZM71 82H72V80H71ZM118 82H119V81H118ZM137 82H139V79H138ZM152 82H153V81H152ZM154 82H155V81H154ZM161 82H162V81H161ZM161 82H160V84H161ZM164 82H165V81H164ZM183 82H184V80H183ZM186 82H187V81H186ZM192 82H191V83H192ZM213 82H214V81H213ZM219 82H220V81H219ZM236 82H237V81H236ZM239 82H240V81H239ZM262 82H263V81H262ZM13 83H14V84H12V85H15V84L17 85V84H18V79H17L15 82H13ZM121 83H122V82H121ZM134 83H135V82H134ZM148 83H149V80H148ZM150 83H151V82H150ZM157 83H158V82H157ZM157 83H156V84H157ZM166 83H167V81H166ZM179 83H180V82H179ZM189 83H190V82H189ZM195 83H196V81L194 82V84H195ZM199 83H200V82H199ZM215 83H216V82H215ZM230 83H232V82H230ZM230 83H229V84H230ZM254 83H255V82H254ZM259 83H260V82H259ZM259 83H258V85H259ZM56 84H57V82H56ZM63 84H64V82H63ZM63 84H62V85H63ZM65 84H67V82H65ZM71 84H72V83H71ZM135 84H136V83H135ZM137 84H139V83H137ZM142 84H143V83H142ZM144 84H145V83H144ZM156 84H155V85H156ZM160 84H159V85H160ZM170 84H171V83H170ZM170 84H168L167 86H169ZM173 84L175 85L176 83H173ZM173 84H172V85H173ZM181 84H182V83H181ZM181 84H180V85H181ZM202 84H203V83H202ZM208 84L210 85L209 81H208ZM213 84H214V83H213ZM218 84H219V83H218ZM220 84H221V83H220ZM226 84H227V83H226ZM226 84H225V85H226ZM233 84H235V83H233ZM244 84H242V86H243ZM8 85H11V84H8ZM42 85H43V84H42ZM44 85H46V84H44ZM48 85H49V84H48ZM48 85H47V86H48ZM50 85H51V84H50ZM57 85H58V84H57ZM74 85H75V84H74ZM119 85H120V84H119ZM139 85H140V84H139ZM149 85H150V84H149ZM151 85H152V84H151ZM172 85H170V86H172ZM176 85H177V84H176ZM185 85H187V84L185 83ZM197 85H198V84H197ZM214 85H215V84H214ZM231 85H232V84H231ZM237 85H238V84H237ZM250 85H251V84H250ZM250 85H249V86H250ZM254 85H255V84H254ZM260 85H261V84H260ZM260 85H259V86H260ZM17 86H18V85H17ZM47 86H46V87H47ZM54 86H55V85H54ZM129 86H130V85H129ZM140 86H141V85H140ZM187 86H189V85H187ZM191 86H192V85H191ZM193 86H194V85H193ZM198 86H200V85H198ZM202 86H203V85H202ZM216 86H218L217 89H219V86H220V85H216ZM233 86H234V85H233ZM238 86H239V85H238ZM242 86H241V87H242ZM244 86H245V85H244ZM256 86H257V85H256ZM259 86H257V92H255V93H259V92H258V91H259V90H258ZM262 86H263V85H262ZM14 87H15V86H14ZM38 87H40V85H39ZM42 87H43V86H42ZM51 87H53V86L51 85ZM59 87L61 88V85H60ZM70 87H71V86H70ZM76 87H77V86H76ZM127 87H128V86H127ZM130 87H131V86H130ZM136 87H137V86H136ZM143 87H145V86L143 85ZM143 87H142V88L140 87V88L143 89ZM154 87H155V86H154ZM156 87H157V86H156ZM162 87H163V86H162ZM177 87H178V86H177ZM195 87H196V84H195ZM205 87H206V86H205ZM208 87L210 88V86H208ZM226 87H227V86H226ZM253 87H255V86H253ZM9 88H10V87H9ZM16 88H17V87H16ZM53 88H55V87H53ZM62 88H63V87H62ZM73 88H74V87H73ZM132 88H133V87H132ZM134 88H135V87H134ZM150 88H151V87H150ZM159 88H161V87H159ZM163 88H164V87H163ZM167 88H169V87H167ZM170 88H171V87H170ZM173 88H175V86H174ZM183 88H184V87H183ZM185 88H186V86H185ZM185 88H184V89H185ZM193 88H194V87H193ZM209 88H208V89H209ZM211 88H212V86H211ZM223 88H224V87H223ZM242 88H243V87H242ZM242 88H240V89H242ZM41 89H42V88H41ZM43 89H45V86H44ZM46 89H47V88H46ZM48 89H50V88H48ZM66 89H67V88H66ZM70 89H72V87H71ZM70 89H69V90H70ZM75 89H76V88H75ZM75 89H74V90H75ZM144 89H145V88H144ZM156 89H157V88H156ZM179 89H181V88H179ZM200 89H201V88H200ZM205 89H206V88H205ZM221 89H222V88L220 87V89H219L220 91H222V90H224V89L227 90V88H224V89H222V90H221ZM229 89H230V88L228 87V90H229ZM231 89H232V88H231ZM234 89H236V87H235ZM246 89H247V88H246ZM255 89H256V88H255ZM16 90H17V93H18V89H16ZM16 90H15V91H16ZM38 90H39V88H38ZM55 90H56V89H55ZM69 90H68V91H69ZM129 90H130V88H129ZM133 90H135V89H133ZM145 90H148V89L146 88ZM145 90H144V91H145ZM150 90H151V89H150ZM158 90H159V89H158ZM161 90H162V89H161ZM169 90H170V89H169ZM186 90H187V89H186ZM196 90H197V87H196ZM206 90H207V89H206ZM209 90H210V89H209ZM219 90H217L218 93H220ZM236 90H237V89H236ZM242 90H243V89H242ZM244 90H245V89H244ZM9 91H10V90H8V92H9ZM19 91H20V89H19ZM51 91H52V90H51ZM56 91H58V90H56ZM70 91L72 92V90H70ZM163 91H166V86H165V90H163ZM175 91H177V88H176V90H174V92H175ZM179 91H180V90H179ZM187 91H188V90H187ZM203 91H204V90H203ZM212 91H213V90H212ZM224 91H225V90H224ZM229 91H230V90H229ZM234 91H235V90H234ZM252 91H253V90H252ZM255 91H256V90H255ZM261 91H262V90H261ZM263 91H264V90H263ZM42 92H44V91H42ZM45 92H46V91H45ZM47 92H48V91H47ZM62 92H64V91L62 90ZM71 92H70V93H71ZM73 92H74V91H73ZM135 92H136V91H135ZM146 92H147V91H146ZM149 92H150V91H149ZM158 92H159V91H158ZM158 92H156V93H158ZM167 92H168V90H167ZM170 92H172V91H170ZM193 92H194V91H191V93H193ZM200 92H202V91L200 90ZM204 92H205V91H204ZM206 92H207V91H206ZM222 92H223V91H222ZM230 92H232V91H230ZM230 92H229V93H230ZM239 92H240V90H239ZM239 92H238V93H239ZM243 92H245V91H243ZM38 93H41V91L38 92ZM58 93H59V92H58ZM60 93H61V91H60ZM154 93H155V91H154ZM156 93H155V94H156ZM176 93H178V92H176ZM186 93H187V92H186ZM189 93H190V92H189ZM189 93H188V94H189ZM191 93H190V94H191ZM195 93H196V92H195ZM197 93L199 94V92H197ZM207 93H209V92H207ZM226 93H227V92H226ZM235 93H236V92H235ZM235 93H234V94H235ZM249 93H251V92H249ZM249 93H248V94H249ZM5 94H6V93H5ZM14 94H15V97H16V93H14ZM48 94H50V93H48ZM53 94H54V93H53ZM53 94H52V95H53ZM62 94H63V93H62ZM64 94H65V93H64ZM67 94H69V93H67ZM73 94H75V93H73ZM92 94H93V93H92ZM96 94H97V93H96ZM127 94H128V93H126V95H127ZM129 94H131V93H129ZM137 94H141V92H140V93H137ZM152 94H153V93H152ZM159 94H161V93H159ZM168 94H169V93H168ZM172 94H173V93H172ZM211 94H212V92H211ZM213 94H216V92H215V93L213 92ZM227 94H228V93H227ZM230 94H231V93H230ZM230 94H229V95H230ZM232 94H233V93H232ZM234 94H233V95H234ZM248 94H245V95H248ZM37 95H38V94H37ZM39 95L42 96L43 93H41V94H39ZM58 95H59V94H58ZM124 95H125V94H124ZM142 95H143L144 97H142L141 95H140V96H141L142 98H144V99L147 97V95H145V94H142ZM148 95H149V94H148ZM163 95H164V94H163ZM165 95H166V94H165ZM174 95H175V94H174ZM179 95H180V94H179ZM181 95H183V94H181ZM184 95H185V94H184ZM192 95H193V94H192ZM195 95H197V94H195ZM202 95H203V94H202ZM216 95H217V94H216ZM219 95H220V94H219ZM229 95H228V96H229ZM233 95H231V96L233 97ZM237 95H239V94H237ZM237 95H236V96H237ZM6 96H7V94H6ZM20 96H21V95H20ZM59 96H60V95H59ZM63 96H64V95H63ZM69 96H70V95H69ZM95 96H96V95H95ZM128 96H129V95H128ZM137 96H138V95H137ZM137 96H136V97H137ZM152 96H153V95H152ZM193 96H194V95H193ZM198 96H199V95H198ZM226 96H227V95H226ZM226 96H224V97H226ZM234 96H235V95H234ZM236 96H235V97H236ZM9 97H10V96H9ZM18 97H19V96H18ZM22 97H23V96H22ZM22 97H21V99L18 98L19 100L17 99V101L20 103V106H22L23 104H25V102H26V100H27L26 98L24 99V98H22ZM33 97H34V96H33ZM37 97H39V96H36V100H37ZM54 97H55V99L58 98L57 96H54ZM54 97H52V98H54ZM56 97H57V98H56ZM134 97H135V96H134ZM148 97L150 98V96H148ZM158 97H159V96H158ZM164 97L167 98V96H164ZM169 97H171V96H169ZM191 97H192V96H191ZM195 97H197V96H195ZM195 97H194V98H195ZM216 97H218V95H217ZM219 97H220V96H219ZM222 97H223V95H222ZM239 97H240V96H239ZM249 97H250V95H249ZM251 97H252V96H251ZM258 97H259V96H258ZM260 97H261V96H260ZM31 98H32V97H31ZM45 98H46V97H45ZM48 98H49V97H48ZM48 98H47V99H48ZM122 98H123V97H122ZM132 98H133V96H132ZM159 98H160V97H159ZM161 98H162V97H161ZM166 98H165V99H166ZM174 98H175V97H174ZM174 98H173V99H174ZM176 98H177V97H176ZM179 98H180V96H179ZM183 98H185V99H184V102H186V101H187V98H186V97H183ZM188 98H189V96H188ZM199 98H200V96H199ZM199 98H198V100H199ZM202 98H203V97H201V101H202ZM212 98H213V97H212ZM228 98H229V97H228ZM241 98H242V97H240V99H241ZM34 99H35V98H34ZM34 99H33V100H34ZM42 99H43V98H42ZM59 99H60V97H59ZM127 99H128V98H127ZM134 99L136 100V98H134ZM139 99H140V98H139ZM146 99H147V98H146ZM155 99H156V98H155ZM155 99H154V100H155ZM181 99H182V98H181ZM207 99H209V98H207ZM207 99H203V100H205L204 104H205V103L207 104V101H208ZM237 99H238V98H237ZM243 99H246V98H243ZM7 100H8V99H7ZM11 100H12V98H11ZM39 100H40V99H39ZM39 100H38V101H39ZM51 100H52V99H51ZM57 100H58V99H57ZM129 100H130V99H129ZM151 100H152V99H151ZM151 100L147 99V101H146V102H147L146 106L148 107V110L150 109L151 106H153V104L155 105V103L153 102V100H152V101H151ZM162 100H163V99H162ZM169 100H170V99H169ZM179 100H180V99H179ZM189 100H191V99H189ZM198 100H197V102H198ZM206 100H207V101H206ZM213 100H215V99H213ZM219 100H220V99H219ZM221 100H222V98H221ZM223 100H224V99H223ZM230 100H231V99H230ZM14 101H15V100H14ZM28 101H29V100H28ZM55 101H56V100H55ZM61 101H62V99H61ZM64 101H65V100H64ZM119 101H120V100H119ZM126 101H127V100H126ZM126 101H125V102H126ZM142 101H144V100H142ZM142 101H141V102H142ZM163 101H166V100H163ZM172 101H173V100H172ZM174 101H176V100H174ZM182 101H183V99L180 101V103H181ZM236 101L238 102V100H236ZM240 101H243V100H240ZM240 101H239V104H240ZM245 101H246V100H245ZM247 101H248V99H247ZM247 101H246V102H247ZM261 101H262V100H261ZM7 102H8V101H7ZM10 102H11V101H10ZM15 102H16V101H15ZM32 102H33V101H32ZM59 102H60V100L58 101V103H59ZM65 102H66V101H65ZM135 102H136V101H135ZM141 102H140V103H141ZM166 102H168V101H166ZM192 102H193V101H192ZM212 102H213V101H212ZM233 102H234V101H233ZM40 103H42V101H41ZM43 103H44V101H43ZM43 103H42V105H43ZM46 103H47V102H46ZM46 103H45V104H46ZM50 103H52V102H50ZM132 103H133V101H132ZM132 103H131V104H132ZM137 103H138V102H137ZM158 103H159V102H157V104H158ZM160 103H161V102H160ZM187 103L189 104V102H187ZM190 103H191V102H190ZM227 103H228V102H227ZM231 103H232V102H231ZM241 103H242V102H241ZM243 103H244V102H243ZM254 103H255V102H254ZM254 103H253V104H254ZM33 104H34V103H33ZM37 104L39 105V103H37ZM52 104H53V103H52ZM124 104H126V103H124ZM128 104H130V103H128ZM131 104H130V105H131ZM138 104H139V103H138ZM138 104H136V106H137ZM144 104H145V103H144ZM157 104H156V105H157ZM162 104H163V103H162ZM165 104L167 105V103H165ZM170 104H171V102H170ZM199 104H200V102H199ZM199 104H198V105H199ZM216 104H218V103H216ZM219 104H220V103H219ZM221 104H222V102H221ZM221 104H220V106H221ZM224 104H225V103H224ZM239 104H238V105H239ZM257 104H258V103H257ZM263 104H264V103H263ZM9 105H10V104H9ZM11 105H12V104H11ZM15 105H16V104H15ZM28 105H29V104H28ZM49 105H50V104H49ZM54 105H55V104H54ZM69 105H70V104H69ZM69 105L66 104L67 107H68ZM141 105H143V104H140V106H141ZM158 105H159V104H158ZM168 105H169V104H168ZM208 105H209V102H208ZM211 105H212V104H211ZM226 105H229V104H226ZM246 105H247V104H246ZM248 105H249V103H248ZM259 105H260V104H259ZM261 105H262V104H261ZM261 105H260L259 108H261ZM30 106H31V105H30ZM39 106H41V104H40ZM43 106H44V105H43ZM45 106H46V105H45ZM64 106H65V104L63 105V107H64ZM134 106H135V104L133 105V107H134ZM143 106H144V105H143ZM160 106H161V104H160ZM179 106H180V105H179ZM181 106H184V105H181ZM195 106H197V105H194V107H195ZM217 106H218V105H217ZM217 106H216V107H217ZM222 106H224V105L222 104ZM233 106H234V105H233ZM244 106H245V104H244ZM249 106H250V105H249ZM262 106H263V105H262ZM8 107H9V106H8ZM173 107H174V106H173ZM192 107H193V106H192ZM192 107H191V108H192ZM234 107H235V106H234ZM236 107H237V106H236ZM245 107H246V106H245ZM250 107H251V106H250ZM252 107H253V106H252ZM256 107H257V106H256ZM10 108H11V107H10ZM12 108H13V107H12ZM28 108H29V106H28ZM42 108H43V107H42ZM46 108H47V107H46ZM54 108H55V107H54ZM54 108H53V109H54ZM57 108H59V107H57ZM64 108H65V107H64ZM137 108H138V107H137ZM141 108H142V107H140V109H141ZM156 108H157V106H156ZM156 108H155V109H156ZM158 108H159V106H158ZM185 108H186V107H185ZM187 108H188V107H187ZM187 108H186V109H187ZM195 108H196V107H195ZM207 108H208V107H207ZM209 108H210V107H209ZM213 108H214V107H213ZM213 108H210V109H212V111H213ZM226 108H227V107H226ZM248 108H249V107H248ZM18 109H19V107H18ZM40 109H41V108L39 107V110H40ZM48 109H49V108H48ZM68 109H72V108H68ZM68 109H67V110H68ZM126 109H128V108H126ZM155 109H154V110H155ZM166 109H167V108H166ZM168 109H169V108H168ZM176 109H177V108H176ZM192 109H194V108H192ZM201 109H202V108H201ZM214 109H215V108H214ZM216 109H217V111L219 110L218 108H216ZM235 109H237V108H235ZM240 109H241V108H240ZM246 109H247V108H246ZM250 109H251V108H250ZM253 109H254V108H253ZM256 109H257V108H256ZM33 110H34V109H33ZM61 110H62V109H61ZM61 110H59V111H60V112H63V111H61ZM138 110H139V109H137V111H138ZM142 110H144V112H146V111H145V106H144V109H142ZM148 110H147V112H150L151 110L153 111V109H151L150 111H148ZM163 110H164V109H163ZM199 110H200V109H199ZM220 110H221V109H220ZM220 110H219V111H220ZM10 111H11V110H10ZM13 111H14V109H13ZM13 111H12V112H13ZM17 111H18V110H17ZM17 111H16V113H17ZM46 111H47V110H46ZM54 111H56V110H54ZM68 111H70V110H68ZM133 111H135V110H133ZM140 111H141V110H140ZM178 111H179V110H178ZM183 111H184V110H183ZM203 111H206V110H203ZM208 111H209V110H208ZM239 111H240V110H238L237 112L239 113ZM243 111H245V110L242 109V112H241V113H243ZM246 111H247V113H248V109H247ZM250 111H252V110H250ZM250 111H249V112H250ZM6 112H7V111H6ZM8 112H9V111H8ZM27 112H30V111L27 110ZM27 112H25V113H27ZM32 112H33V111H31V113H32ZM42 112H43V111H42ZM42 112H41V113H42ZM44 112H45V111H44ZM52 112H53V111H52ZM128 112H130V111H128ZM128 112H127V113H128ZM144 112L142 111V113H144ZM156 112H157V111H156ZM186 112H187V111H186ZM186 112H185V113H186ZM36 113H37V112H36ZM53 113H54V112H53ZM56 113H57V112H56ZM130 113H131V112H130ZM134 113H135V112H134ZM137 113H138V112H137ZM176 113H177V112H176ZM179 113H180V112H178V114H179ZM182 113H183V112H182ZM185 113H183V114H185ZM191 113H194V111H192ZM198 113H199V112H198ZM201 113L203 114V112H201ZM212 113H213V112H212ZM234 113H235V112H234ZM7 114H8V113H7ZM9 114H10V113H9ZM13 114H14V115H12V113H11L12 117H11V116H10L11 118L9 117L10 120L7 119V120H9V123L7 122V123H8V126H9V125H11V126H12V125H16V124L19 123V122H22V123H19V124H21V125H26V124H27V125H35V124L37 125V124H39V120L42 118V116H36L37 114H33V115H32V114L29 115V113L26 114V115L24 114V115L27 116V117H21L18 113L15 114V112H14ZM47 114H50V113H47ZM61 114H62V113H61ZM61 114H60V115H61ZM67 114H68V113H67ZM139 114H140V113H139ZM145 114H146V113H144L145 118H146L147 115L150 116V113L147 114V115H145ZM151 114H152V113H151ZM162 114H163V113H162ZM169 114H170V113H169ZM169 114H168V115H169ZM178 114H177V115H178ZM189 114H190V113H189ZM189 114H188V115H189ZM223 114H224V113H223ZM243 114L245 115V113H243ZM243 114H242V115H243ZM43 115H44V114H43ZM52 115H53V114H52ZM60 115H59V116H60ZM70 115H71V114H70ZM134 115H137V117H138V114H134ZM141 115H142V114H141ZM155 115L158 116L157 114H155ZM168 115H167V117H168ZM173 115H174V113H173ZM177 115H176V116H177ZM199 115H200V114H199ZM213 115H214V114H213ZM219 115H220V114H219ZM225 115H226V114H225ZM229 115H231V114L229 113ZM232 115H233V114H232ZM254 115H255V114H254ZM260 115H261V114H260ZM262 115H263V114H262ZM62 116H63V115H62ZM66 116H67V115H66ZM72 116H73V115H72ZM139 116H140V115H139ZM142 116H143V115H142ZM142 116H141V117H142ZM160 116H163V115H159L158 117H160ZM189 116H190V115H189ZM202 116L204 117L205 115H202ZM220 116H221V115H220ZM220 116H219V117H220ZM222 116H223V115H222ZM43 117H44V116H43ZM169 117H170V116H169ZM171 117H173V116L171 115ZM183 117H184V115H183ZM206 117H207V116H206ZM236 117H237V116H236ZM242 117H243V116H242ZM248 117H249V116H248ZM254 117H255V116H254ZM256 117H257V116H256ZM58 118H59V117H58ZM73 118H74V117H73ZM130 118H132V117L130 116L129 119H130ZM145 118H144V122H145V120H146ZM161 118H162V117H161ZM161 118H160V119H161ZM163 118H164V117H163ZM163 118H162V120H163ZM177 118H178V117H177ZM184 118H186V117H184ZM207 118H208V117H207ZM215 118H216V117H215ZM234 118H235V117H234ZM245 118H246V117H245ZM259 118L262 119L261 116H260ZM259 118L257 117V119H259ZM62 119H63V118H62ZM71 119H72V117H71ZM134 119H135V117H134ZM140 119H141V118H140ZM149 119H150V118H149ZM155 119H156V118H155ZM160 119H159V120H160ZM167 119H168V118H167ZM219 119H220V118H219ZM219 119H218V121H219ZM235 119H236V118H235ZM238 119H240V118L238 117ZM246 119H247V118H246ZM246 119H245V120H246ZM248 119H251V118H248ZM253 119H254V118H253ZM253 119H252V120H253ZM263 119H264V118H263ZM4 120H5V119H3L2 121H4ZM7 120H6V121H7ZM58 120H59V119H58ZM58 120H57V121H58ZM72 120H73V119H72ZM131 120H132V119H131ZM151 120H152V119H151ZM153 120H154V119H153ZM165 120H166V117H165ZM174 120H176V119H174ZM181 120H182V119H181ZM187 120H188V119H187ZM200 120H201V119H200ZM216 120H217V119H216ZM221 120H222V119H221ZM227 120H228V119H227ZM233 120H234V119H233ZM6 121H5V122H6ZM48 121H49V120H48ZM60 121H62V120H60ZM65 121H66V120H65ZM65 121H64V122H65ZM124 121H125V120H124ZM137 121H138V120H137ZM137 121H135V122H137ZM148 121H149V120H148ZM156 121H157V120H156ZM156 121H154V123H155ZM163 121H164V120H163ZM163 121H162V122H163ZM184 121H185V120H184ZM204 121H205V120H204ZM231 121H232V120H231ZM238 121H239V120H238ZM253 121H254V120H253ZM263 121H264V120H263ZM62 122H63V121H62ZM129 122H130V121H129ZM172 122H174V121H172ZM172 122H171V123H172ZM214 122H215V121H214ZM222 122H223V121H222ZM241 122H242V121H241ZM243 122H244V121H243ZM247 122H248V121H247ZM249 122H250V121H249ZM255 122H256V121H255ZM261 122H262V121H261ZM261 122H260V123H261ZM49 123H50V122H49ZM54 123H55V122H54ZM58 123L61 124V122H58ZM58 123H57V125H58ZM65 123H66V122H65ZM140 123H141V122H140ZM152 123H153V121H152ZM156 123H158V121H157ZM174 123H175V125H176V122H174ZM180 123H181V121H180ZM201 123H202V121H201ZM231 123H232V122H231ZM244 123H245V122H244ZM263 123H264V122H263ZM2 124H3V123H2ZM2 124H1V125H2ZM62 124H64V123H62ZM135 124H136V123H135ZM137 124H139V123H137ZM141 124H142V123H141ZM144 124H145V123H144ZM147 124H148V123H147ZM161 124H162V123H161ZM169 124H170V123H169ZM202 124H203V123H202ZM215 124H216V123H215ZM225 124H226V123H225ZM257 124H258V123H256V125H257ZM4 125H6V124L4 123ZM4 125H3V126H4ZM133 125H134V124H133ZM133 125H132V126H133ZM139 125H140V124H139ZM158 125H160V123H159ZM206 125H207V124H206ZM213 125H214V124H213ZM216 125H217V124H216ZM223 125H224V124H223ZM226 125H227V124H226ZM232 125H233V127H234V124H232ZM241 125H242V124H241ZM243 125H244V124H243ZM248 125L250 126L249 123H248ZM253 125H254V124H253ZM253 125H252V126H253ZM59 126H61V125H59ZM152 126H153V125H152ZM161 126H164V125H161ZM177 126H178V125H177ZM201 126H202V125H201ZM218 126H219V125H218ZM218 126H217V127H218ZM249 126H248V127H249ZM15 127H16V126H15ZM28 127H29V126H28ZM30 127H32V126H30ZM129 127H130V126H129ZM135 127H136V126H135ZM140 127H143V124H142V126L140 125ZM145 127H146V126H145ZM148 127H150V125H148ZM165 127H166V125H165ZM224 127H225V126H224ZM224 127L222 126V128H224ZM235 127H236V126H235ZM245 127H246V126H245ZM202 128H203V126H202ZM215 128H216V127H215ZM215 128L213 127V129H215ZM238 128H239V127H238ZM240 128H243V126L240 127ZM29 129H30V128H29ZM126 129L128 130L129 128H126ZM137 129H140V128H137ZM137 129H136V130H137ZM148 129H149V128H148ZM148 129H147V130H148ZM150 129H151V127H150ZM166 129H167V127H166ZM183 129H186V128L183 127ZM219 129H220V128H219ZM225 129H226V128H225ZM244 129H245V128H244ZM244 129H243V130H244ZM262 129H263V128H262ZM147 130H146V131H147ZM151 130H152V129H151ZM159 130H160V129H159ZM170 130H172V129H170ZM173 130H174V129H173ZM179 130H180V129H179ZM124 131H125V129H124ZM130 131H131V130H130ZM140 131H141V130H140ZM143 131H145V130H143ZM148 131H149V130H148ZM157 131H158V130H157ZM160 131H161V130H160ZM167 131H168V129H167ZM167 131H166V132H167ZM182 131H183V130H182ZM184 131H185V130H184ZM184 131H183V132H184ZM206 131H207V130H204V132H206ZM221 131H222V130H220V132H221ZM231 131H232V130H231ZM233 131H237V130H234V128H233ZM125 132H126V131H125ZM127 132H129V130H128ZM133 132H135V130H134ZM137 132H138V130H137ZM137 132H135V133H137ZM150 132H151V131H150ZM170 132H171V131H170ZM170 132H169V133H170ZM178 132H179V131H178ZM202 132H203V131H202ZM215 132H216V131H215ZM215 132L213 131V133H215ZM217 132H218V131H217ZM223 132H224V131H223ZM148 133H149V132H148ZM163 133H164V132H163ZM163 133H162V134H163ZM213 133H212V134H213ZM125 134H126V133H125ZM139 134H140V133H139ZM139 134H138V135H139ZM158 134H159V132H158ZM162 134H160V135L163 136ZM165 134H167V133H165ZM165 134H164V136H167V135H165ZM172 134H173V133H172ZM180 134H181V133H179V137L182 136V135H180ZM202 134L205 135L206 133H202ZM212 134H211V135H212ZM215 134H216V133H215ZM217 134H220V133H217ZM222 134H223V133H221V136H222ZM129 135H131V134L129 133ZM132 135H133V134H132ZM141 135H142V133H141ZM151 135H152V134H151ZM183 135H184V133H183ZM207 135H208V134H207ZM126 136H128V135H126ZM133 136H136V134H134ZM139 136H140V135H139ZM164 136H163V137H164ZM173 136H174V135H173ZM184 136H186V135H184ZM187 136H188V135H187ZM187 136H186V137H187ZM205 136H206V135H205ZM218 136H219V135H218ZM242 136H243V135H241V137H242ZM249 136H250V135H248V137H249ZM2 137H3V136H2ZM129 137H130V136H129ZM146 137H147V136H145L144 138H146ZM153 137H155V136H153ZM158 137H160V136H158ZM158 137H157V138H158ZM163 137H160V138L163 139ZM167 137L169 138V136H167ZM202 137H203V136H202ZM208 137L210 138V135H209ZM213 137H214V136H213ZM213 137H212V138H213ZM219 137H220V136H219ZM219 137H218V138H219ZM222 137H223V136H222ZM246 137H247V136H246ZM132 138H133V137H132ZM134 138H135V137H134ZM136 138H139V137H136ZM136 138H135V139H136ZM150 138H151V137H150ZM160 138H158V139H160ZM174 138H175V137H174ZM180 138H181V137H180ZM180 138H179V139H180ZM182 138H184V137H182ZM206 138H207V137H206ZM206 138H205V139H206ZM214 138H215V137H214ZM218 138H217V141H219ZM249 138H250V137H249ZM251 138H252V137H251ZM128 139H129V138H128ZM148 139H149V137H148ZM171 139H173V138H171ZM184 139H185V138H184ZM187 139H191V138H190V137H189V138L187 137ZM195 139H196V137H195ZM201 139H202V138H201ZM210 139H211V138H210ZM210 139H209V140H210ZM219 139H220V138H219ZM242 139H243V138H242ZM138 140H140V138H139ZM141 140H142V139H141ZM141 140H140V141H141ZM146 140H147V139H146ZM175 140H177V138H176ZM207 140H208V139H207ZM213 140H214V139H213ZM215 140H216V139H215ZM222 140H223V139H222ZM227 140H228V139H227ZM232 140H233V142H234V139H232ZM131 141H132V140H131ZM144 141H145V140H144ZM155 141H156V139H155ZM155 141H154V142H155ZM166 141L168 142V140H166ZM247 141H248V139H247ZM134 142H135V141H134ZM134 142H133V143H134ZM136 142H137V141H136ZM142 142H143V140H142ZM145 142H146V141H145ZM149 142H150V141H149ZM174 142H175V141H174ZM202 142H203V141H202ZM214 142H215V141H214ZM220 142H221V140H220ZM236 142H237V140H236ZM146 143H147V142H146ZM170 143H171V142H170ZM205 143H206V141H204L203 144H205ZM210 143H211V142H210ZM221 143H222V142H221ZM226 143H227V141H226ZM226 143H225V144H226ZM234 143H235V142H234ZM1 144H2V142H0V156H2V157H4V156H5V157H9V156H10V155H9V152H8V153L3 152V148H2V145H1ZM42 144H43V142H42ZM48 144H49V143H47V145H48ZM136 144H140V143H138V142L135 143V146H136ZM142 144H144V143H142ZM150 144H151V143H150ZM153 144H154V143H153ZM162 144H163V143H162ZM171 144H172V143H171ZM176 144H177V141H176ZM180 144H181V143H180ZM213 144H214V143H213ZM218 144H219V143H218ZM230 144H231V143H230ZM252 144H253V142H252ZM257 144H258V143H257ZM259 144H261V143L259 142ZM3 145H4V144H3ZM49 145H50V144H49ZM133 145H134V144H133ZM140 145H141V144H140ZM147 145H148V144H147ZM159 145H160V144H159ZM159 145H158V146H159ZM182 145H183V144H182ZM185 145H186V143H185ZM198 145H199V144H198ZM205 145H206V144H205ZM210 145H211V144H210ZM221 145H222V144H221ZM232 145H233V144H232ZM5 146H7V145L5 144ZM66 146H68V145H66ZM128 146H129V145H128ZM128 146H127V147H128ZM142 146H143V145H142ZM148 146H149V145H148ZM148 146H147V147H148ZM256 146H257V145H256ZM259 146H260V145H259ZM3 147H4V146H3ZM47 147H48V146H47ZM57 147H58V146H57ZM132 147H133V146H132ZM139 147H140V146H139ZM139 147H138V148H139ZM152 147H153V146H152ZM179 147H180V146H179ZM194 147H195V146H194ZM205 147H206V146H205ZM205 147H204V148H205ZM40 148H41V147H40ZM64 148H65V147H64ZM76 148H77V147H76ZM76 148H75V149H74V148H71V149L69 148V150H67L66 152L69 153L70 156L72 155L71 157H73V156H77V155L79 154V152H78V154L76 153V152H77ZM128 148H129V147H128ZM134 148H135V151H136V150H137L136 147H134ZM156 148H157V147H156ZM206 148H207V147H206ZM217 148L219 149V147H217ZM220 148H221V146H220ZM225 148H226V147H225ZM225 148L223 147V149H225ZM227 148H228V147H227ZM77 149H78V148H77ZM123 149H124V148H123ZM125 149H126V148H125ZM129 149H131V148H129ZM139 149H140V148H139ZM161 149H163V147H162ZM195 149H196V148H195ZM228 149H229V148H228ZM81 150H82V149H81ZM81 150H80V151H81ZM157 150H158V149H157ZM182 150H183V149H182ZM205 150H206V149H205ZM258 150H261V149H258ZM62 151H65V149L62 148ZM124 151H126V150H124ZM130 151H133V150H130ZM130 151H129V152H130ZM141 151H142V150H141ZM178 151H179V150H178ZM192 151H193V150H191V152H192ZM209 151H210V150H209ZM213 151H214V150H213ZM223 151H225V150H223ZM229 151H230V149H229ZM252 151H253V150H252ZM138 152H139V151H138ZM152 152H153V151H152ZM152 152H151V153H152ZM154 152H155V151H154ZM158 152H159V151H158ZM193 152H194V151H193ZM64 153H65V152H64ZM146 153H147V152H146ZM160 153H161V151H160ZM160 153H159V154H160ZM165 153H167V152L165 151ZM168 153H169V152H168ZM172 153H173V152H172ZM210 153H212V152H210ZM227 153H228V152H227ZM227 153H226V154H227ZM14 154H15V153H14ZM60 154H61V153L58 152V151H56V152L54 153V155H60ZM148 154H150V153H148ZM208 154H209V153H208ZM212 154H214V153H212ZM212 154H210L211 157H213ZM223 154H224V153H223ZM15 155H16V154H15ZM26 155H27V154H26ZM28 155H30V153H28ZM28 155H27V156H28ZM40 155H42V153H41ZM124 155H125V154H124ZM136 155H137V154H136ZM153 155H154V154H153ZM168 155H169V154H168ZM180 155H181V154H180ZM193 155H194V154H193ZM193 155H189V156H193ZM201 155H202V154H201ZM201 155H200V158H201ZM215 155H216V154H215ZM220 155H221V154H220ZM60 156H63V155H60ZM84 156H86V155H84ZM84 156H83V157H84ZM155 156H156V155H155ZM157 156H158V155H157ZM157 156H156V158H157ZM181 156H182V155H181ZM203 156H204V155H203ZM208 156H209V155H208ZM217 156H218V154H217ZM226 156H227V155H226ZM16 157H18V156H16ZM25 157H26V156H25ZM56 157H57V156H56ZM123 157H124V156H123ZM142 157H143V156H142ZM145 157H146V156H145ZM153 157H154V156H153ZM161 157H162V156H161ZM163 157H164V155H163ZM165 157H167V156H165ZM176 157H179V156H176ZM197 157H198V156H197ZM205 157H206V156H205ZM209 157H210V156H209ZM209 157H208V158H209ZM218 157H219V156H218ZM218 157H217V158H218ZM12 158H13V157H12ZM188 158H190V157H188ZM214 158H215V157H214ZM221 158H225L224 155H223V157H221ZM50 159H51V158H50ZM124 159H125V158H124ZM142 159H144V158H142ZM145 159H147V158H145ZM149 159L151 160V158H149ZM164 159H165V158H164ZM170 159H171V158H170ZM179 159H180V158H179ZM210 159H211V158H210ZM210 159H209V160H210ZM225 159H226V158H225ZM3 160H4V158H3ZM79 160H80V159H79ZM85 160H86V158H85ZM128 160H129V159H128ZM132 160H133V159H132ZM136 160H137V159H136ZM136 160H135V161H136ZM138 160H139V158H138ZM150 160L147 159V161H150ZM157 160H158V158H157ZM165 160H166V159H165ZM168 160H169V159H168ZM175 160H176V159H175ZM177 160H178V159H177ZM182 160H183V159H182ZM185 160H186V159H185ZM190 160H191V159H190ZM194 160H195V159H194ZM198 160H199V158H198ZM226 160H227V159H226ZM8 161H11V160H8ZM8 161H7V162H8ZM43 161H45V160H43ZM48 161H49V160H48ZM48 161H47V162H48ZM75 161H76V160H75ZM89 161H90V160H89ZM121 161H122V160H121ZM124 161H126V160H124ZM130 161H131V159H130ZM139 161H140V160H139ZM139 161H136V163L138 162L137 164H139ZM166 161H167V160H166ZM170 161H171V160H170ZM170 161H168V162H170ZM178 161H179V160H178ZM178 161L176 162V164L178 163ZM192 161H193V160H192ZM200 161H201V160H200ZM204 161H205V160H204ZM210 161H211V160H210ZM210 161H209V162H210ZM216 161H219V160H216ZM216 161H215V162H216ZM223 161H224V159H223ZM5 162H6V161H5ZM12 162H13V161H12ZM29 162L31 163V161H29ZM131 162H132V161H131ZM151 162H152V161H151ZM180 162H181V161H180ZM182 162H183V161H182ZM186 162H187V160H186ZM212 162H213V161H212ZM220 162H221V161H220ZM224 162H225V161H224ZM249 162H250V161H249ZM30 163L27 162V164H30ZM71 163H72V161H71ZM90 163H91V161H90ZM124 163H125V162H124ZM134 163H135V162H134ZM148 163H149V162H148ZM158 163H159V160H158ZM170 163H171V162H170ZM170 163H169V164H170ZM190 163H191V162H190ZM198 163H199V162H198ZM205 163H206V162H205ZM222 163H223V162H222ZM222 163H220V165H221ZM252 163H253V162H252ZM150 164H151V163H150ZM150 164H149V165H150ZM169 164H165V163H164V165L161 164V167H159V165H158V167H156V168H154V167L149 168V167H148L149 165H147V167H148L149 169H148V168H144L143 165H142L143 168L140 169V167H139L140 170H139V171H138V170H135V171H138V172H140V173H145V176H147L148 178H152V177L154 176L152 179H155L157 182H159L158 179H157L158 176H159V177H162L164 174H168V175H170L169 173H167V172H169V171H170V172H175V173L177 172V168H176V170H175V169H171V168L168 169V168L170 167ZM174 164H175V163H174ZM174 164H172V165H174ZM176 164H175V165H176ZM188 164H189V162H188ZM191 164H192V163H191ZM199 164H200V163H199ZM209 164H210V163H209ZM223 164H224V163H223ZM14 165H15V164H14ZM17 165H18V164H17ZM54 165H55V164H54ZM56 165H57V167H59V168H61V167H63V166H67V165H62L61 163H60V164H57V163H56ZM74 165H75V164H74ZM131 165H132V164H131ZM203 165H204V164H203ZM242 165H243V164H242ZM76 166H79V165H76ZM139 166H140V165H139ZM144 166H145V165H144ZM150 166H153V165L151 164ZM165 166H166L167 168H166ZM206 166H207V165H206ZM214 166H216V165H214ZM221 166H223V165H221ZM243 166H246V165H243ZM5 167H6V166H5ZM69 167H70V166H69ZM124 167H126V166H124ZM131 167H132V166H131ZM175 167H177V166H175ZM188 167H189V166H188ZM192 167H194V166L192 165ZM197 167L199 168V166H197ZM207 167H208V166H207ZM211 167H212V166H211ZM250 167H251V166H250ZM6 168H7V167H6ZM41 168H42V167H41ZM72 168H73V167H72ZM128 168H129V167H128ZM133 168H134V167H133ZM136 168H138V166H137ZM180 168L185 169V168H183V167H180ZM180 168H179V170H181ZM186 168H187V167H186ZM215 168H216V167H215ZM217 168H219V167L217 166ZM255 168H256V167H255ZM3 169H4V168L2 167V161H1V163H0V173L3 172ZM130 169H132V168H130ZM134 169H135V168H134ZM134 169H133V170H134ZM167 169H168V170H167ZM188 169H190V168H188ZM188 169H186L187 172H188ZM210 169H211V168H210ZM213 169H214V168H213ZM251 169H252V168H251ZM257 169H258V168H257ZM7 170H8V169H7ZM11 170H13V169H11ZM42 170H44V169H42ZM64 170H66V169H64ZM121 170H122V169H121ZM196 170H197V169H196ZM199 170L201 171V169H199ZM252 170H253V169H252ZM5 171H6V170H5ZM57 171H58V170H57ZM130 171H131V170H129V172H130ZM184 171H185V170H184ZM205 171H206V170H205ZM213 171H214V170H213ZM218 171H219V170H218ZM247 171H249V170H247ZM250 171H251V170H250ZM255 171H256V169H255ZM127 172H128V171H127ZM138 172H137V174H138ZM185 172H186V171H185ZM185 172H184V173H185ZM187 172H186V173H187ZM209 172H211V171H209ZM220 172H221V171H220ZM251 172H252V171H251ZM8 173H9V172H8ZM10 173H11V172H10ZM55 173H56V172H55ZM78 173H79V172H78ZM179 173H181V172L179 171ZM217 173H218V172H217ZM217 173H216V174H217ZM248 173H249V172H248ZM256 173H258V172L256 171L254 174H256ZM47 174H48V173H47ZM62 174H63V173H62ZM173 174H174V173H173ZM173 174H172V176H174ZM214 174H215V173H214ZM216 174H215V175H216ZM251 174H252V173H251ZM54 175H55V174H54ZM65 175H66V174H65ZM142 175H143V174H142ZM179 175H180V174H179ZM179 175H178V178H179ZM226 175H227V174H226ZM230 175H232V174L230 173ZM257 175H258V174H257ZM257 175H256V176H257ZM57 176H58V175H57ZM59 176H60V175H59ZM131 176H132V175H131ZM176 176H177V173H176L175 177H176ZM190 176H191V175H190ZM198 176H199V175H198ZM213 176H214V175H213ZM218 176H219V175H218ZM258 176H259V175H258ZM258 176H257L256 178H258ZM260 176H261V175H260ZM263 176H264V175H263ZM125 177H126V176H125ZM141 177H143V176H141ZM169 177H170V176H169ZM175 177H174L173 179H175ZM222 177H223V176H222ZM228 177H229V175H228L227 177H225V178L227 179ZM253 177H254V176H253ZM49 178H50V177H49ZM49 178H48V179H49ZM59 178H60V177H59ZM68 178H69V177H68ZM70 178H71V176H70ZM138 178H139V177H138ZM182 178H183V176H182ZM188 178H189V177H188ZM193 178H194V177H193ZM251 178H252V177H251ZM259 178H260V177H259ZM261 178H262V177H261ZM61 179H62V178H61ZM140 179H141V178H140ZM173 179H172V180H173ZM189 179H191V178H189ZM189 179H188V181H189ZM197 179H198V178H197ZM205 179H206V178H205ZM213 179H215V178L213 177ZM219 179H220V178H219ZM51 180H52V179H51ZM149 180H150V179H149ZM208 180H209V179H208ZM217 180H218V179H217ZM55 181H56V179H55ZM63 181H64V179L60 182V184H61ZM128 181H129V180H128ZM137 181H138V180H137ZM143 181H146V180H143ZM143 181H142V182H143ZM177 181H178V180H177ZM182 181H183V180H182ZM190 181H191V180H190ZM196 181H198V180H196ZM211 181H212V180H211ZM213 181H214V180H213ZM218 181H219V180H218ZM220 181H223V180H220ZM220 181H219V182H220ZM56 182H57V181H56ZM65 182H67V181H65ZM65 182H63V183L65 184ZM123 182H124V181H123ZM165 182H166V181H165ZM165 182H164V183H165ZM172 182H173V181H172ZM172 182H171V183H172ZM199 182H200V181H199ZM68 183H69V182H68ZM68 183H67V184H68ZM77 183H78V182H77ZM159 183H160V182H159ZM164 183L161 181V183L158 184V185L153 184V185H152V188L150 189L149 192H147V191H144V192H143V196H144V195H145V196H148V195L150 194V195L153 196V198H155L156 200H162V201L165 202V199L167 198L165 192H169V190H166L165 186L163 185ZM177 183H178V182H177ZM182 183H183V182H182ZM191 183H192V182H191ZM205 183H206V182H205ZM226 183H227V182H226ZM54 184H55V182H54ZM54 184H53V185H54ZM79 184H80V183H79ZM128 184H129V183H128ZM134 184H135V183H134ZM139 184H140V183H139ZM143 184H144V183H142V185L140 184V187H141V186L145 187ZM165 184H166V183H165ZM184 184H185V183H184ZM210 184H211V183H210ZM56 185H57V184H56ZM56 185H55L54 188H56ZM65 185H66V184H65ZM73 185H74V184H73ZM148 185H149V184H148ZM166 185H168V183H167ZM169 185H170V183H169ZM169 185H168V187H169ZM174 185H175V183H174ZM176 185H177V184H176ZM182 185H183V184H182ZM186 185H187V184H186ZM198 185H199V184H198ZM203 185H204V184H203ZM213 185H214V184H213ZM213 185H212V186L210 185V187L213 188ZM216 185H217V183L215 184V187H216ZM223 185H224V183H223ZM223 185H222V186H223ZM51 186H52V185H51ZM51 186H50V187H51ZM70 186H71V185H70ZM178 186H179V185H178ZM204 186H205V185H204ZM204 186H203V187H204ZM218 186H219V184H218ZM31 187H32V186H31ZM57 187H58V186H57ZM79 187H80V186H79ZM136 187H137V185H136ZM140 187H139V189H140ZM143 187H142V188H143ZM205 187H209V185L207 184V186H205ZM205 187H204V189H205ZM41 188H42V187H41ZM51 188H52V187H51ZM125 188H128V187H125ZM183 188L186 189L184 186H183ZM188 188H189V187H188ZM34 189H35V187H34ZM59 189H60V188H59ZM59 189L57 188L58 191H59ZM72 189H73V188H72ZM131 189H132V188H131ZM28 190H29V189H28ZM32 190H33V188H32ZM49 190H52V189H49ZM61 190H62V189H61ZM64 190H65V189H64ZM88 190H89V189H88ZM143 190H144V189H143ZM176 190H177V188H176ZM193 190H194V188H193ZM209 190H211V189H209ZM54 191H56V190H54ZM126 191H127V190H126ZM138 191H139V190H138ZM174 191H175V190H174ZM200 191H201V190H200ZM203 191H205V190H203ZM212 191H213V190H212ZM218 191H219V190H218ZM65 192L67 193V191H65ZM92 192H93V191H92ZM92 192H91V195H90V194H89V195L93 197V202H94V204H98V203L102 202V198L100 197V195L98 196V195H96V193L94 194V193H92ZM122 192H123V190H122ZM139 192H140V191H139ZM139 192H138V193H139ZM176 192H177V191H176ZM184 192H185V191H184ZM194 192H195V191H194ZM207 192H208V190H207L205 193H207ZM214 192H215V191H214ZM69 193H70V191H69ZM75 193H76V192H75ZM112 193H113L114 195H117V194H119L120 192H117V191H116V192H112ZM124 193H125V192H124ZM128 193H129V192H128ZM138 193H137V195H138ZM140 193L142 194V192H140ZM187 193H188V194H187ZM212 193H213V192H212ZM215 193H216V192H215ZM218 193H219V192H218ZM218 193H217V195L219 196ZM42 194H43V193H42ZM87 194H88V193H87ZM141 194H140V195H141ZM171 194H172V192H171ZM173 194H174V193H173ZM176 194H177V196H178V193H176ZM179 194H182V193H179ZM190 194H192V193H191V188H190V190L187 189V190H186V193H183V194H182L183 197L187 198V199H184V200H186V201L188 200V201H189V199L192 198V197L190 196ZM193 194H194V193H193ZM213 194H214V193H213ZM53 195H54V194H53ZM71 195H72V196L69 198V200H72L73 198H76V201H78V203H80V202L83 203V205H84V203H86V201H87V200L85 201L86 198H83V197H82L83 195H81V196H80V194H76V195L71 194ZM84 195H86V194H84ZM126 195H128V194L126 193ZM129 195H130V194H129ZM134 195H136V194L131 195V196H130V199L133 200V201H137V200H138V197H135ZM187 195H188V196H187ZM55 196H56V194H55ZM86 196H88V195H86ZM86 196H85V197H86ZM119 196H120V195H119ZM165 196H166V198H165ZM175 196H176V195H175ZM177 196H176L175 199H169V200H167V201L165 202V204L167 203V205H168L169 203H173V204H174L175 202H178V201H176V200H177ZM195 196H196V195H195ZM53 197H54V196H53ZM53 197H52V198H53ZM109 197H111V196H109ZM109 197H108V198H109ZM116 197H117V196H116ZM141 197H142V196H141ZM180 197H181V196H180ZM183 197H182V198H183ZM213 197H214V196H213ZM216 197H217V196H216ZM57 198H58V195H57ZM65 198H66V197H65ZM78 198H79V199H78ZM111 198H112V197H111ZM113 198H115V197H113ZM164 198H165V199H164ZM217 198H218V197H217ZM220 198H221V197H220ZM49 199H50V198H49ZM63 199H64V197H63ZM63 199H61V200H63ZM90 199H91V198H90ZM117 199H118V198H117ZM124 199H125V198L122 199L121 197H119V200H121V203H122V204H123V200H124ZM130 199H129V200H130ZM192 199H193V198H192ZM204 199L206 200V197H205ZM46 200H47V198H46ZM56 200H57V199H56ZM73 200H74V199H73ZM141 200H143V199H141ZM178 200H179V199H178ZM193 200H194V199H193ZM196 200L198 201V199H196ZM200 200H202V198H201ZM222 200H223V199H222ZM44 201H45V200H44ZM74 201H75V200H74ZM179 201H180V203H181V200H179ZM182 201H183V200H182ZM209 201H210V200H209ZM50 202H51V201H50ZM71 202H72V201H71ZM71 202H70V203H71ZM93 202H92V203H93ZM104 202H105V201H104ZM107 202H108V201H107ZM110 202H111V201H110ZM189 202H190V201H189ZM202 202H203V201H202ZM205 202H206V201H205ZM219 202H220V201H219ZM219 202H218V203H219ZM246 202H248V201H246ZM251 202H252V201H251ZM47 203H48V202H47ZM59 203H61V201H60ZM64 203H66V202H64ZM102 203H103V202H102ZM143 203H144V201H143ZM184 203H185V202H184ZM184 203H183V204H184ZM45 204H46V203H45ZM45 204H44V205H45ZM62 204H63V203H62ZM68 204H69V203H68ZM76 204H77V203H76ZM106 204H107V203H106ZM106 204H105V205H106ZM116 204H117V203H116ZM175 204H176V203H175ZM175 204H174V206H175ZM183 204L181 203L180 206H182ZM188 204L191 205L190 203H188ZM188 204H187V205H188ZM205 204H206V203H205ZM209 204H210V203H209ZM213 204H214V203H213ZM216 204H217V203H216ZM216 204H215V205H216ZM221 204L223 205V203H221ZM221 204H220V205H221ZM254 204H255V203H254ZM70 205H73V204H70ZM83 205H82V206H83ZM138 205H140V204H138ZM138 205H137V206H138ZM169 205H170V204H169ZM177 205H178V204H177ZM177 205H176V206H177ZM198 205H199V204H198ZM202 205H204V204H202ZM251 205H252V204H251ZM251 205H250V206H251ZM49 206H50V205H49ZM49 206H48V207H49ZM73 206H74V205H73ZM78 206H79V204H78ZM84 206H85V205H84ZM86 206H87V205H86ZM88 206H89V205H88ZM91 206H92V204H91ZM91 206H90V207H91ZM93 206H94V205H93ZM95 206H96V205H95ZM97 206H98V205H97ZM100 206H102V204H101ZM107 206H108V205H107ZM107 206H105V208H106ZM115 206H116V205H115ZM162 206H163V205H162ZM165 206H166V205H164V207H165ZM171 206H172V204H171ZM199 206H200V205H199ZM204 206H205V205H204ZM206 206H208V205H206ZM252 206H253V205H252ZM53 207H54V206H53ZM70 207H71V206H70ZM102 207H103V206H102ZM108 207H109V206H108ZM120 207H121V206H120ZM125 207H126V206H125ZM138 207H139V206H138ZM167 207H168V206H167ZM184 207H185V206H184ZM184 207H183V209H184ZM189 207H190V206H189ZM209 207H210V206H209ZM211 207H212V206H211ZM225 207H226V206H224V208H225ZM64 208H65V206H64ZM73 208H74V207H73ZM91 208H92V207H91ZM96 208H97V207H96ZM99 208H101V207H99ZM115 208H116V207H115ZM118 208H119V207H118ZM135 208H136V207H135ZM141 208H142V207H141ZM141 208H138V209L141 210ZM174 208H175V207H174ZM177 208H178V206H177ZM192 208H194V207H192ZM222 208H223V207H222ZM86 209H87V208H86ZM89 209H90V208H89ZM93 209H94V208H93ZM97 209H98V208H97ZM110 209H111V208H110ZM131 209H134V208H131ZM166 209H167V208H166ZM175 209H176V208H175ZM218 209H219V206H218ZM227 209H229V208H227ZM248 209H249V208H248ZM251 209H252V208H251ZM254 209H255V207H254ZM256 209H257V208H256ZM258 209H260V208H258ZM258 209H257V210H258ZM261 209H262V208H261ZM76 210H77V207H76ZM76 210L73 211V212H76ZM87 210H88V209H87ZM91 210H92V209H91ZM94 210H95V209H94ZM98 210H99V209H98ZM98 210H97V211H98ZM112 210H113V209H112ZM117 210H118V209H117ZM157 210H158V209H157ZM184 210H185V209H184ZM184 210H182L183 213H184ZM186 210H187V208H186ZM200 210H201V209H200ZM200 210H199V211H200ZM229 210H230V209H229ZM257 210H256V211H257ZM262 210H263V212H264V207H263ZM78 211H79V210H77V212H78ZM92 211H93V210H92ZM108 211H109V210H108ZM131 211H132V210H131ZM131 211H130V212H131ZM142 211H143V210H141V212H142ZM177 211L179 212L178 209H177ZM180 211H181V210H180ZM182 211H181V212H182ZM201 211H202V210H201ZM221 211H222V210L217 211V212L222 213ZM223 211H224V209H223ZM225 211H226V210H225ZM256 211H255V212H256ZM259 211H260V210H259ZM77 212H76V213H77ZM82 212H83V211L81 210V213H82ZM93 212H94V211H93ZM167 212H169V211H167ZM170 212H171V211H170ZM172 212H173V211H172ZM229 212H230V211H229ZM261 212H262V211H261ZM2 213H3V212H2ZM59 213H60V211H59ZM114 213H115V212H114ZM125 213H126V212H125ZM127 213H128V212H127ZM157 213H158V212H157ZM164 213H165V212H164ZM258 213H259V212H258ZM78 214H79V213H78ZM82 214H83V213H82ZM102 214H103V213H102ZM179 214H180V213H179ZM185 214H186V213H185ZM189 214H190V213H189ZM214 214H215V213H214ZM22 215H23V214H22ZM57 215H58L59 217H62V216H60L59 214H57ZM67 215H68V214H67ZM87 215H88V212H87ZM93 215H94V214H93ZM95 215H96V214H95ZM103 215H105V214H103ZM125 215H126V214H125ZM129 215H130V214H129ZM161 215H162V214H161ZM161 215H160V216H161ZM163 215H164V214H163ZM165 215H166V214H165ZM165 215H164V216H165ZM177 215H178V214H177ZM186 215H187V214H186ZM191 215H192V212H191ZM197 215H198V214H197ZM229 215H230V213H229ZM229 215H228V216H229ZM53 216H54V215H53ZM55 216H56V215H55ZM82 216H83V215H82ZM126 216H128V215H126ZM166 216H167V215H166ZM166 216H165V217H166ZM168 216H169V215H168ZM172 216H173V215H172ZM172 216H171V217H172ZM174 216H175V214H174ZM174 216H173L172 218H174ZM218 216H219V215H218ZM226 216H227V214H226ZM226 216H224V217L226 218ZM80 217H81V216H80ZM97 217H98V216H97ZM103 217H104V216H103ZM161 217H163V216H161ZM171 217H170V218H171ZM189 217H191V216H189ZM224 217H222V218H223V221H224ZM85 218H86V216H85ZM95 218H96V217H95ZM100 218H101V217H100ZM107 218H108V217H107ZM119 218H120V217H119ZM186 218H187V217H186ZM220 218H221V217H220ZM222 218H221V219H222ZM229 218H230V217H229ZM23 219H24V218H23ZM56 219H57V217H56ZM89 219H91V216H90ZM101 219H102V218H101ZM123 219H124V218H123ZM176 219H177V218H176ZM176 219H175V220H176ZM8 220H9V219H8ZM24 220H25V219H24ZM81 220H82V219H81ZM106 220H107V219H106ZM106 220H105V221H106ZM120 220H121V219H120ZM120 220H118V221H120ZM142 220H143V219H142ZM202 220H203V219H202ZM202 220H201V221H202ZM74 221H76V220H74ZM79 221H80V219H79ZM89 221H91V220H89ZM98 221H100V220H98ZM108 221H109V220H108ZM129 221H130V220H129ZM144 221H145V220H144ZM165 221H167V220H165ZM203 221H204V220H203ZM218 221H221V220L218 219ZM225 221H226V220H225ZM51 222H52V221H51ZM53 222H54V221H53ZM56 222H57V221H56ZM80 222H81V221H80ZM83 222H85V221H83ZM100 222H101V221H100ZM114 222H115V221H114ZM116 222H117V221H116ZM122 222H123V220H122ZM141 222L144 224L143 221H141ZM141 222H140V223H141ZM77 223H79V222H77ZM77 223H76V224H77ZM88 223H90L89 225H92L91 222H88ZM93 223H94V222H93ZM95 223H97V222H95ZM106 223H107V222H106ZM109 223H110V222H109ZM112 223H113V222H112ZM120 223H121V222H120ZM168 223H169V222H168ZM212 223H213V222H212ZM217 223H218V222H217ZM221 223H222V222H221ZM221 223H219V224H221ZM53 224H54V223H53ZM84 224H85V223H84ZM97 224H98V223H97ZM97 224H96V225H97ZM99 224H100V223H99ZM122 224H124V223H122ZM165 224H166V223H165ZM222 224H223V223H222ZM225 224H226V223H225ZM225 224H224V226H225ZM80 225H81V224H80ZM113 225H114V223H113ZM200 225L202 226V224H200ZM227 225H228V224H227ZM227 225H226V226H227ZM229 225H230V224H229ZM231 225H232V224H231ZM75 226H76V225H75ZM109 226H110V225H109ZM115 226H116V225H115ZM125 226H127V225H125ZM141 226H142V225H141ZM198 226H199V224L197 225V227H198ZM218 226H219V225H218ZM226 226H225V227H226ZM53 227H54V225H53ZM220 227H221V226H220ZM54 228H56V226H55ZM74 228H75V227H74ZM77 228H78V226H77ZM85 228H86V227H85ZM96 228H97V230H98V227H96ZM100 228H102V227H100ZM112 228H113V227H111V230H112ZM121 228H122V227H121ZM125 228H126V227H125ZM180 228H181V227H180ZM180 228H179V226H178V229H179L180 231H182V229H184L185 227H183L182 229H180ZM226 228H227V227H226ZM4 229H6V227H4ZM4 229H3V230H4ZM103 229H104V228H103ZM105 229H106V228H105ZM176 229H177V228H176ZM176 229H175V230H176ZM198 229H200V228H198ZM219 229H220V228H219ZM227 229H228V228H227ZM227 229H225V230L227 231ZM232 229H233V228H232ZM75 230H76V229H75ZM75 230H74V231H75ZM83 230H84V229H83ZM188 230H189V229H188ZM203 230H204V229H203ZM220 230H221V229H220ZM5 231H6V232L9 231V229H8V230H5ZM54 231H55V230H54ZM57 231H58V229H57ZM204 231H205V230H204ZM217 231H218V230H217ZM76 232H77V231H76ZM85 232H86V230H85ZM85 232H84V233H85ZM219 232H220V231H219ZM58 233H59V232H58ZM182 233H184V232H182ZM182 233H181V235H182ZM186 233H187V232H186ZM186 233H185V234H186ZM216 233L218 234V232H216ZM221 233H222V232H221ZM223 233H224V232H223ZM223 233H222V234H223ZM82 234H83V233H82ZM82 234H81V235H82ZM111 234H112V233H111ZM197 234H198V233H197ZM200 234H201V233H200ZM214 234H215V233H214ZM231 234H232V233H231ZM77 235H78V234H77ZM189 235H190V233H189ZM198 235H199V234H198ZM201 235H203V234H201ZM201 235H200V236H201ZM83 236H84V235H83ZM108 236H109V235H108ZM182 236H184V235H182ZM185 236L187 237V235H185ZM207 236H208V235H207ZM211 236H212V235H211ZM234 236H235V235H234ZM75 237H77V236H75ZM99 237H100V236H99ZM116 237H117V235H116ZM176 237H177V236H176ZM209 237H210V236H209ZM218 237H219V236H218ZM85 238H86V237H85ZM96 238H97V237H96ZM106 238H107V237H106ZM117 238H118V237H117ZM179 238H180V237H179ZM211 238H212V237H210L209 239H211ZM235 238H236V237H235ZM74 239H75V238H73V240H72L73 242H75ZM99 239H100V238H99ZM101 239H102V238H101ZM107 239H108V238H107ZM109 239H110V238H109ZM175 239H176V238H175ZM185 239H187V238H185ZM194 239H195V238H194ZM199 239L201 240V238H199ZM199 239H198V241H199ZM202 239H204V237H202ZM84 240H85V239H84ZM89 240H90V239H89ZM91 240H92V238H91ZM102 240H104V239H102ZM114 240H116V239H114ZM177 240H178V239H177ZM190 240H191V237H190ZM196 240H197V239H196ZM214 240H216V239H214ZM217 240H218V239H217ZM109 241H110V240H109ZM112 241H113V240H112ZM116 241H117V240H116ZM180 241H181V239H180ZM183 241H184V239H183ZM183 241H182V242H183ZM192 241L195 242L193 239H192ZM210 241H211V240H210ZM222 241H223V240H222ZM104 242H105V241H104ZM173 242H174V241H173ZM184 242H185V244H186V241H184ZM203 242H204V241H203ZM203 242H201V243H203ZM232 242H233V241H232ZM70 243H72V242H70ZM100 243H102V242H100ZM115 243H117V242H115ZM180 243H181V242H180ZM196 243H199V242H196ZM196 243H195V244H196ZM206 243H207V242H206ZM217 243H218V242H217ZM217 243H216V244H217ZM230 243H231V241H230ZM230 243H229V244H230ZM73 244H74V243H73ZM89 244H90V243H89ZM103 244H104V243H103ZM117 244H118V243H117ZM119 244H120V243H119ZM171 244H172V243H171ZM171 244H170V245H171ZM176 244H177V243H176ZM185 244H184V245H185ZM195 244H194V246L196 247L197 244H196V245H195ZM203 244H205V243H203ZM207 244H209V243H207ZM219 244H221V243H219ZM227 244H228V243H227ZM87 245H88V244H87ZM92 245H93V244H92ZM125 245H126V243H125ZM125 245H124V246H125ZM168 245H169V244H168ZM174 245H175V244H174ZM179 245L181 246V244H179ZM184 245H183V246H184ZM214 245H215V244H214ZM222 245H223V244H222ZM233 245H234V244H233ZM68 246H69V245H68ZM72 246H73V245H72ZM89 246H90V245H89ZM95 246H96V245H95ZM104 246H105V245H104ZM187 246H189V245H187ZM194 246H193V247H194ZM197 246H198V245H197ZM203 246H206V244L203 245ZM219 246H220V245H219ZM64 247H65V246H64ZM64 247H61V248H64ZM70 247H71V246H70ZM73 247H74V246H73ZM73 247H72V248H73ZM78 247H79V246H78ZM105 247H106V246H105ZM110 247H112V246H110ZM122 247H123V245H122ZM200 247H202V246H200ZM222 247H223V246H222ZM227 247H228V246H227ZM229 247H230V246H229ZM235 247H236V246H235ZM68 248H69V247H68ZM81 248H84V247L82 246ZM112 248H113V247H112ZM116 248H117V247H116ZM172 248H175V246L172 247ZM176 248L178 249V247H176ZM176 248H175V249H176ZM188 248H189V247H187V249H188ZM209 248H210V247H209ZM231 248H232V244H231ZM231 248H230V249H231ZM243 248H246V247H243ZM37 249H38V248H37ZM41 249H42V248H41ZM88 249H90V248L88 247ZM101 249H102V248H101ZM101 249H100V250H101ZM179 249H181V248H179ZM185 249H186V248H185ZM187 249H186V250H187ZM200 249H202V248H199V250H200ZM217 249H218V248H217ZM248 249H251V248H248ZM248 249H247V250H248ZM70 250H71V249H70ZM72 250H73V249H72ZM72 250H71V251H72ZM82 250H84V249H82ZM94 250L96 251L95 248H94ZM98 250H99V249H98ZM102 250H103V249H102ZM124 250H125V248H124ZM186 250H185V252H186ZM202 250H203V249H202ZM202 250H201V251H202ZM231 250H232V249H231ZM243 250H244V249H243ZM8 251H9V250H8ZM11 251H12V250H11ZM39 251H40V248H39ZM80 251H81V250H80ZM92 251H93V250H92ZM95 251H94V253H95ZM112 251H113V249H112ZM170 251H171V250H170ZM205 251H207V250H205ZM214 251H215V250H214ZM244 251H245V250H244ZM6 252H7V251H6ZM9 252H10V251H9ZM40 252H41V251H40ZM43 252H44V251H43ZM67 252H68V251H67ZM72 252H73V251H72ZM97 252H99V251H97ZM100 252H102V251H100ZM107 252H108V251H107ZM125 252H126V251H125ZM168 252H169V250H168ZM181 252H182V251H181ZM190 252H192V251H189V253H190ZM220 252H222V251H220ZM227 252H229V251H227ZM230 252H231V251H230ZM251 252H252V251H251ZM68 253H71V252H68ZM79 253H80V252H79ZM84 253H85V252H84ZM122 253H123V252H122ZM122 253H121V254H122ZM161 253H162V252H161ZM166 253H167V252H166ZM170 253H171V252H170ZM182 253H183V252H182ZM186 253H188V252H186ZM203 253H205V252L203 251ZM206 253H207V252H206ZM217 253H218V252H217ZM247 253H249V250L247 251ZM87 254H88V255L90 254V253H89V250H88ZM107 254H108V253H107ZM192 254H193V253H192ZM209 254H210V253H209ZM222 254H224V252H223ZM222 254H221V255H222ZM227 254H228V253L225 252V256H226ZM251 254H252V253H251ZM78 255H79V254H77L76 257H78ZM101 255H102V253H101ZM108 255H109V254H108ZM164 255H165V252H164ZM164 255H163V256H164ZM167 255H168V253H167ZM171 255H172V254H171ZM173 255H174V254H173ZM190 255H191V254H190ZM196 255H197V254H196ZM229 255H230V254H229ZM233 255H234V254H233ZM246 255H247V254H246ZM263 255H264V254H263ZM263 255L261 254V256H263ZM71 256H72V255H71ZM103 256H104V255H103ZM168 256H169V255H168ZM177 256L180 257L179 255H177ZM193 256H194V254H193ZM193 256H192V257H193ZM204 256H205V255H204ZM227 256H228V255H227ZM248 256H250V255H248ZM68 257H69V256H68ZM87 257H88V256H87ZM89 257L91 258V256H89ZM89 257H88V258H89ZM111 257H112V256H111ZM120 257H121V256H120ZM166 257H167V256H166ZM174 257H175V255H174ZM178 257L175 258L177 261H178V259H179ZM194 257H195V256H194ZM209 257H210V256H209ZM220 257H221V256H220ZM230 257L233 258L232 256H230ZM230 257H229V258H230ZM8 258H9V257H8ZM65 258H66V257H65ZM65 258H64V260H66ZM84 258H85V255H84ZM88 258H87V259H88ZM99 258H100V257H99ZM121 258H123V257H121ZM168 258H170V256L167 257V259H168ZM202 258H203V257H202ZM204 258H205V257H204ZM207 258H208V257H207ZM218 258H219V257H218ZM248 258H249V257H248ZM71 259H72V258H71ZM81 259H82V258H81ZM85 259H86V258H85ZM87 259H86V261H87ZM102 259H103V258H102ZM119 259H120V258H119ZM164 259H165V258H164ZM164 259H163V260H164ZM170 259H172V258H170ZM189 259H190V258H189ZM191 259H192V258H191ZM214 259H215V258H214ZM220 259H221V258H220ZM262 259H264V257H263ZM5 260H7V258H5ZM72 260H74V259H72ZM91 260H92V259H91ZM91 260H90V261H91ZM100 260H101V258H100ZM117 260H118V258H117ZM161 260H162V259H161ZM186 260H188V259H186ZM202 260H203V259H202ZM216 260H217V259H216ZM230 260H231V259H230ZM44 261H45V260H44ZM44 261H43V262H44ZM81 261H82V260H81ZM83 261H84V260H83ZM88 261H89V260H88ZM88 261H87V262H88ZM94 261H95V260H94ZM113 261H114V260H113ZM120 261H122V260H120ZM171 261H172V260H171ZM174 261H175V260H174ZM174 261H173V262H174ZM197 261H198V260H197ZM204 261H205V260H204ZM209 261H210V260H209ZM260 261H262V260H260ZM1 262H2V261H1ZM46 262H47V261H46ZM67 262H68V260H67ZM67 262H65V263H67ZM92 262H93V261H92ZM92 262H91V264H92ZM98 262H99V261H98ZM104 262H105V261H104ZM118 262H119V261H118ZM157 262H158V264L161 263V261H160V262L157 261ZM187 262H188V261H187ZM189 262H190V263H196V262H194V261H189ZM210 262H212V261H210ZM74 263H75V262H74ZM82 263H83V262H82ZM85 263H86V262H85ZM163 263H164V262H163ZM163 263H162V264H163ZM175 263H176V261H175ZM182 263H184V261H183ZM205 263H206V262H204V264H205ZM207 263H208V261H207ZM215 263H216V262H215ZM224 263H225V262H224ZM226 263H229V262L226 261ZM4 264H5V262H4ZM83 264H84V263H83ZM93 264H94V263H93ZM103 264H105V263H103ZM107 264H108V262H107ZM119 264H120V263H119ZM200 264H201V263H200ZM202 264H203V262H202ZM211 264H212V263H211ZM262 264H263V263H262Z\"/></svg>","mask_w":264,"mask_h":264}]
</instances>
